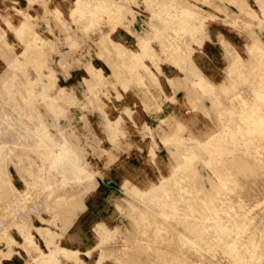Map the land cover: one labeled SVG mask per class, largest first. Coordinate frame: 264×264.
I'll list each match as a JSON object with an SVG mask.
<instances>
[{"label": "rangeland", "instance_id": "1", "mask_svg": "<svg viewBox=\"0 0 264 264\" xmlns=\"http://www.w3.org/2000/svg\"><path fill=\"white\" fill-rule=\"evenodd\" d=\"M1 1V3H3V6H4V9H3V13H2V11L0 10V26L2 27V29L4 30V36H2V39H0V52H1V56L3 55L5 58H7L6 60H3V59H5V58H3V56L1 57L0 56V72H1V70L4 68V66L7 64V62L9 61V59L11 60L13 57H17V54L24 48V46L26 45V44H30V47L32 48V50H30V52H29V54H28V58H30L29 60L31 61H27V62H24V64L22 63V65H21V67H22V71H21V74H20V76H23V74H25L26 73V70H28V73H29V76L30 77H35L36 76V70L35 69H37L38 70V68H40V69H44V70H48V69H46L45 68V64L46 65H48L50 68H52L53 69V74L54 75H57L56 74V70H55V67L54 66H52L51 65V63H56V61H55V56L54 55H56L57 54V50H56V46H57V44H58V42H59V39H56V40H53L52 39V37H49L48 39H47V37H45V39H46V41H45V43L44 44H38L37 43V39H36V32H35V25H32L31 24V18H32V16H31V13H30V11L28 10V9H23V8H21L20 6H18V5H16V4H14V5H12L11 7H10V5L8 4V3H6L8 0H0ZM29 1H32V0H29ZM138 1L139 0H121V2H123L124 4H126V6H124L125 7V10H124V8L122 9V11H121V13H115V14H113V18L115 17H117V15H118V17L119 18H116V19H125L128 15H131L132 17H134V15L136 14L131 8H130V6L132 5V4H134V5H137L138 4ZM148 2H152V0L150 1V0H147ZM203 3H205V1L204 0H201ZM232 1H236V0H232ZM240 1H243V0H240ZM144 2H145V0H144ZM136 3V4H135ZM146 3V2H145ZM236 3H237V1H236ZM151 5H148V3H147V6H148V8L149 9H151L150 7L152 6V7H155L156 5H154L155 3H150ZM154 6H153V5ZM137 6H139V4L137 5ZM242 7V6H241ZM126 8H127V10H128V12H127V10H126ZM190 8H196V7H190ZM198 9V8H197ZM88 10H86L85 12L84 11H74L73 12V15H71V17L72 16H74V17H76L75 19H74V21H76V22H78L79 20L80 21H83V20H87L88 18H92V14L89 16V14L88 13H86ZM150 11H152V9L150 10ZM81 12V13H80ZM89 13H90V11H88ZM160 12V11H159ZM202 12V11H201ZM49 13V15L50 16H52L54 19H55V21L56 20H58V23H59V19H58V17H59V13H58V11H55V12H52V11H50V12H48ZM48 13H46V14H48ZM77 13H79V14H77ZM82 13L83 14H85V16H82ZM102 14H106L104 11H102L101 12ZM78 15V17H77V15ZM124 14V15H123ZM160 14V13H159ZM158 14V15H159ZM200 14V13H199ZM153 15V16H152ZM82 16V17H81ZM100 16H101V14H100ZM125 16V17H124ZM198 16V15H197ZM196 16V17H197ZM73 17V18H74ZM96 18L95 19H97V17H99V16H95ZM102 17V16H101ZM101 17H99L100 18V20L99 21H102V19H101ZM108 17V16H107ZM152 17H153V21L155 20V18H156V20L158 19V21L160 22V20H161V23H158V24H154L153 23V21H152ZM85 18V19H84ZM114 18V19H115ZM13 20H15L16 21V24H13ZM26 21L27 22V24L26 25H24V27H22V28H18L19 27V24H20V22L21 21ZM154 21V22H156L157 23V21ZM167 20V21H166ZM90 21H91V19H90ZM97 21V20H96ZM150 24H151V27L152 28H155V27H157V31L159 32V33H157V31L155 32H153V40H156L159 44H160V49H161V51H165L166 52V50H168V47L170 46V45H172V43H173V41L172 40H174L175 42L177 41L176 40V38H177V35L175 34L174 35V33L173 32H171L172 31V29H171V27H172V25H171V23H170V20H168V19H160L159 18V16H157V13H156V15H154V14H152L151 13V17H150ZM162 21H164L165 22V24H164V22H162ZM108 22V21H107ZM153 23V24H152ZM168 23V24H167ZM161 24V25H160ZM94 26V27H91V26ZM58 27H59V29H61L62 31H64V27L62 26L61 27V25H57ZM90 26V25H89ZM89 26H86V28H84V27H76L77 29L75 30V33H78V31H81L83 28H84V31H81L82 32V34L80 33V35L82 36V37H80L81 39H83L84 38V41L85 42H80V44H78V45H82V44H90L91 43V35H89V34H87V32H89V33H92L93 31H96L97 29H98V27L97 26H95V24H91V26H90V28H89ZM199 26H201L200 27V31L198 32V33H202V30H203V26L202 25H199ZM57 27V28H58ZM113 26H111L110 28H112ZM124 28H126L127 30H129L130 29V27L128 26V27H126V26H123ZM150 26H149V28H151ZM164 27V28H163ZM198 27V26H197ZM96 28V29H95ZM161 28V29H160ZM170 28V29H169ZM86 29V30H85ZM160 29V30H159ZM163 29V30H162ZM49 31V33L50 34H53V30L51 29V27L48 29ZM78 30V31H77ZM141 30H142V32H140V31H137V32H133V34L135 35V37L137 38V49H138V43L140 42V40H142L143 39V26L141 27ZM162 30V31H161ZM165 30V31H164ZM167 30V31H166ZM145 31V30H144ZM171 33H170V32ZM168 34H167V33ZM157 33V34H156ZM163 35H162V34ZM166 33V34H165ZM158 34H160L159 36H158ZM77 35H79V34H77ZM76 35V36H77ZM86 35V36H85ZM157 35V36H156ZM169 37H168V36ZM12 36L13 37H15L16 38V43H14L13 41H12ZM102 36V35H101ZM100 36V42L97 44V46L99 47V49H100V51L102 52V50H104V39H103V37H101ZM167 36V37H166ZM32 37V38H31ZM157 37V38H156ZM162 37H164V39L162 38ZM70 38V39H69ZM140 38H142V39H140ZM184 38H186V36L183 34L182 35V37L181 38H177L178 39V42H183V39ZM68 39L71 41V39H72V37H68ZM76 39V38H75ZM162 39V40H161ZM187 39V38H186ZM30 40H31V42H30ZM68 40V42H66V44H68V45H70V49H72V51L73 52H75V50H77V44H76V42L75 41H71V43L72 42H74V43H72L73 45H71V43H70V41ZM166 40V41H165ZM170 40V41H169ZM53 41V42H52ZM139 41V42H138ZM172 41V42H171ZM33 42V43H32ZM51 42V43H50ZM168 42V43H167ZM177 42V43H178ZM52 43H53V45H52ZM7 44V45H6ZM39 46H38V45ZM76 44V45H75ZM101 44V46H99ZM123 44V43H122ZM161 44H162V47H161ZM169 44V45H168ZM3 45H5V47H6V50H5V47L3 46ZM49 45V46H48ZM103 45V46H102ZM124 45V44H123ZM178 45H180L181 47L183 46L182 44H179L178 43ZM33 46V47H32ZM35 46V47H34ZM48 46V47H47ZM72 46L73 47H75V49L74 48H72ZM124 46H126V45H124ZM163 46L164 47H167V49H165V48H163ZM179 46V47H180ZM47 47V48H46ZM50 47V48H49ZM97 47V48H98ZM127 47V46H126ZM7 48L9 49V50H7ZM53 48V49H52ZM110 48L111 49H113L112 47H111V45H110ZM128 48V47H127ZM51 50L50 52H49V50ZM102 49V50H101ZM54 50V51H53ZM133 51H134V49H132ZM3 51V52H2ZM9 51H11V52H13L12 54H11V52L9 53ZM176 52V50L174 49V47H171V49L169 50V51H167V52H169V53H172V52ZM70 52H71V50H70ZM36 54V55H32V56H30V54ZM113 53H114V51H113ZM50 54V55H49ZM107 54V53H106ZM8 55V56H7ZM13 55V56H12ZM9 56H11V57H9ZM42 58H40V57ZM70 55L69 54H65L64 56H63V60L65 59V58H67V57H69ZM101 56H103V54H101ZM107 57V56H106ZM115 57L117 58H115V60L114 61H112L111 59L109 60L110 61V63H112V64H114V65H110L111 66V69H112V75L110 74L109 76H105L104 78L106 79H103V76H102V74H101V72L99 71V72H96L95 73V71L93 70V69H91V66L92 65H90V64H88V66L86 67V69H87V72L89 73V80L87 79V80H83V86L85 87V91H86V98H85V104L84 105H79L77 102H76V97H75V93H74V90L73 89H70L69 90V97L67 96L66 98L64 97L60 102H58V103H56L52 108H50V106L49 105H45V104H39L38 105V103L37 102H34V100L32 101V104H31V101H30V105H29V107L27 108V106H25L24 108H25V111H26V113L28 112L29 113V115L31 116V123H29L30 122V120L29 121H27L28 122V124H30L31 126H32V124H34V122L35 123H38L37 122V114H35V112H34V109H33V107L35 106V107H37V109L38 110H40V113H39V120L40 121H44L43 122V125H42V131L43 132H47V134L46 133H44V134H46V135H48V133H49V137L52 139L53 137H54V142L57 144V143H62L63 145H64V150H65V153L68 155V154H70V158H75L76 160H78V161H83L82 163H84V164H87L94 172H95V174H94V182L95 183H97V181H96V179H104V178H106V177H108V176H111L112 177V181H111V184L110 185H108V186H104V187H102V188H98V190H96V192H97V194L96 195H98V199H96V200H91V196L93 195L92 193V190H93V188H91L88 192H86L83 196H82V201L84 202V204H85V211H88L87 213H86V215H89V219H87L88 220V222H87V224L89 225V227H88V229H86V230H88L86 233H78V234H75V235H73V236H71V237H69V240H68V237L66 236L67 235V233H68V231L71 229V227L73 226V225H75V223L72 225V226H70L67 230H64V221L65 220H62L61 221V219H59L60 218V216L58 215V213L57 212H55V204L56 205H58V207H61V206H59L60 205V203H61V201L63 202V200H66L65 198L66 197H69V198H67V199H69V200H71L70 198H72V197H74L75 199H76V197H78L79 196V194H80V192L82 191V189L81 188H79V190L75 187V188H71V189H69V191H67L66 192V196L64 197V195H65V191L63 192V191H61V190H64V188L66 189V187L67 186H63V184L61 185V184H59V183H55V184H52L51 185V189L50 188H48L47 190L46 189H44V187H43V185H42V182L44 181L43 179H44V177H43V175L45 176V172H44V170H45V166L42 164L41 166H42V172H44V173H42V172H39L38 174H35V181H32V178L30 177V175H28V173L25 171V169L24 168H26V165H21L20 163H18V160H17V158H18V156H20V158H21V161L22 162H28L29 163V165H27V166H31L33 169L34 168H37L38 169V167L40 166V165H38V163H40V158H39V156H38V152H40V153H43L44 152V146H43V143H41V145H40V147L38 148V147H34V143H35V140L33 141V140H31V141H29V143H27L26 144V146H24L23 145V143H22V147H19V148H16V149H14V150H16V151H13L14 153L12 154V155H9V159L10 158H12V160H14L15 162H11L10 160V162H9V164H8V166H9V168H10V170H11V173H12V181L14 182V184L19 188V190L20 191H23L24 189H27L28 187H27V184H29L30 186V189L28 190V191H30V195L28 196V198L26 197V199L23 197V195H18V194H12L11 192H9V191H7V193H8V195H10L9 193H11V195H10V197H12V199L7 195V194H4V196L2 195V202L3 203H1V201H0V204H1V206L0 207H4V204H5V207L8 209H6L5 207H4V209H3V207L0 209L1 211H0V232H1V235H0V259H1V262H0V264H18L17 263V261L15 260V257L16 258H19L20 260H21V264H37L35 261H33L34 260V254L33 253H30V251L31 252H33L32 251V249H31V247H30V245H28L29 243L27 242V241H23V239H22V236H21V232L23 231V230H25V231H28V232H31L32 234H33V236H32V240H34L39 246H40V248L41 249H43V250H47V246H46V242H44V240L40 237V234L38 233V231L36 230V229H34L32 226H28V228H27V225L29 224V223H33V224H35V225H47L48 227H50L51 229H53L54 231H55V233H54V236H53V238L51 239V243H50V245H52L53 243H57V244H59V245H61V238H63V237H66V240L64 241V244L63 245H61V246H66V247H70V248H77L79 251H80V246H84L85 248H92L93 246H96V244L98 243V240H99V237H98V233H96V231H94L95 229H94V226H95V224H96V222H102V225H106V226H108L110 229H112L113 230V237H118V239H119V241H121V242H123V241H125V242H123V243H121V242H119L117 245H119V246H112V245H108L107 244V246L105 247V248H103V249H101V248H99L98 246L97 247H95V249H93V251H92V253H91V256H87L86 254H84V253H82L81 251H80V253H79V255H80V257L81 258H83L84 260H85V262L87 263V264H95L96 262H95V260L96 259H103L104 260V262H103V264H133L134 262H135V264H147V263H149V264H165L164 262H166V264H169V263H171V264H188L189 262V264H205L204 262H206V261H208L207 259L208 258H211V260L210 261H208V263L210 264L211 263V261H213V260H215L216 262H212V264H229L228 262H230L231 263V261H233L232 263L233 264H235V263H237V264H249V262L251 263V264H253L254 262H256L257 260H258V262H256V263H259V264H264V216L262 215L263 213H264V210H263V208H264V181H262V179L264 180V177H263V173H264V159L262 158V154H263V156H264V129H263V127H264V91H263V88H259L258 89V87H257V85H256V87L254 88L253 87V84H252V82L250 81L251 80V74H250V69H248L249 70V73H248V70H247V73H244L243 74V76H242V78H244V80L245 79H247V80H245V82L247 83V86H249V87H246V89H250L249 91L247 90V92L249 93H246V90L245 89H241V88H238V87H236V85L235 84H233L232 85V87L231 88H228V89H214V90H212L211 92H210V95H211V97H212V99L213 100H211L210 101V103H211V107H210V113H204L205 115H206V117H208L209 118V121H203L202 123H199V126H197L196 127V130H194V131H190V132H188L190 135L189 136H187V137H183L182 135H178V136H175V137H171V139L169 138H164V139H160L161 140V142L165 145V148H166V150H167V154H165V156H167L168 158H169V163H168V169H167V171L166 172H163L160 168H159V166H158V162H159V158H161V155L159 154V153H156L155 152V148L154 147H151L150 148V151H149V160L156 166V169H157V175H156V177H155V179H153L148 185H150L151 183H156V182H158L160 179H161V177L163 176V175H166V174H168L169 172H170V170L173 168V166L174 165H177V164H179V165H181L182 167H181V169L180 170H178V172H179V175L177 174V176H176V181L174 182L175 184H173L174 186H176V187H174L173 185V188L170 190V192L169 193H167L168 195H165L161 190H158V191H156V193L152 196V199L151 200H149L148 202L150 203H148L147 201H144V202H142V201H140L138 198H132L131 196H130V194H129V191H128V188L127 187H130V185H132V184H135L136 186H138V187H140V188H145V187H147L148 185H143V183L140 181V180H138V179H136L135 177H133L134 179H131L127 174L126 175H124L123 174V172H122V170L121 171H118L117 173H116V171H112L111 172V175H109V173H108V171L107 170H103V169H101V168H99L98 166H99V164L97 163V162H94V163H92L91 162V160H90V156L91 155H94L95 157H97V159L99 160V161H101V162H103V164H102V166H104V167H108V165L109 164H113V163H115V162H117V159H118V156H119V154H116V153H112V154H110L109 153V149H108V145H107V142H109L110 144H111V146H113V147H116V146H118L120 143H121V141L122 140H125L126 142V147L127 148H123V149H125V150H127V149H132L134 146H135V149H137L140 153H141V151H143V124H142V126H140L139 125V123L138 122H132L131 121V123H130V125L132 126V128L134 129V130H136V131H138V130H140L141 132H142V136L141 137H131V136H129V133L126 131V130H129V127H126L127 126V122H125V121H122V119H121V117L120 116H118L115 120H117L118 121V124H119V127H118V129L115 131L114 130V132L113 131H110L109 129H108V127H107V125H106V123H108L109 122V120H114V118H115V115L116 114H121L122 112L123 113H125V115H127V117H129V118H131V119H133L134 117V114H137V113H139V108H138V105L136 106V104H135V106L132 108V107H126L124 110H122V108H119L118 107V105H114V106H112V103L113 102H111V101H113V98H112V92H115V98L116 99H121V96H120V94L118 93V88L119 87H121L122 89H128V88H130V89H132L133 91H137V93H138V97H139V100L141 101V103H142V106H143V81H145V77H147V75H145V73H144V71L142 70V68H140V67H135L134 65H130V64H126L127 63V61H123L122 62V59H120V57L119 56H116L115 55ZM9 58V59H8ZM53 58H54V61H52L53 60ZM120 60H119V59ZM38 59H41V60H38ZM44 59V60H43ZM144 59H146V58H144ZM154 59H155V61L152 63L150 60V62L153 64V65H155L156 66V63H157V61H156V58L154 57ZM36 62H35V61ZM106 60H108L107 58H106ZM4 61H6V62H4ZM117 62V63H116ZM25 63H27L26 65H25ZM29 63H31L30 65H29ZM43 63V64H42ZM124 63V64H123ZM33 64V65H32ZM42 64V65H41ZM125 66H123V65ZM250 64V63H249ZM39 65H41V66H43V67H41V66H39ZM58 65L59 66H61L63 69H65L64 68V65H62V62H59L58 63ZM119 65H121V66H119ZM242 65H244V66H247L246 65V63L244 64H242ZM241 65V66H242ZM29 66H31V68L33 67V66H35V68H33V69H31ZM123 66V67H122ZM131 66V67H130ZM25 67V68H24ZM115 67V68H114ZM120 67V68H119ZM249 67H251V66H249ZM29 68V69H28ZM93 68V67H92ZM125 68V69H124ZM127 68V69H126ZM136 69V70H133V69ZM116 69V70H115ZM124 69V70H123ZM33 70H35V71H33ZM114 70V71H113ZM121 70V71H120ZM129 71V73H127L128 71ZM115 71H116V73H115ZM124 71V72H123ZM130 72H132V73H130ZM140 72H141V74H140ZM121 73H123L122 75H121ZM138 73H139V75H138ZM34 74H35V76H34ZM96 74V75H95ZM113 74H114V76H113ZM127 74V75H126ZM96 77H98L99 76V78H95V76ZM116 75V76H115ZM121 75V76H120ZM141 75H142V77H141ZM143 75H145V76H143ZM127 76V77H126ZM134 76V77H133ZM246 76V77H245ZM118 77V78H117ZM122 78H124V80L122 79ZM139 78V79H138ZM141 78V79H140ZM96 79H97V81H96ZM109 79V80H108ZM120 81H119V80ZM131 79V80H130ZM91 80H92V82H91ZM133 80V81H132ZM109 81V82H108ZM111 81V82H110ZM113 81V82H112ZM119 81V82H118ZM126 81H129V82H126ZM132 81V82H131ZM149 81H151L153 84L155 83V80L151 77L150 79H149ZM90 82V83H89ZM127 83V84H126ZM138 83H139V85H138ZM94 86H93V85ZM103 84V85H102ZM111 84H112V86H111ZM125 84V85H124ZM124 86V88H123V86ZM94 87V88H92V90L91 89H89V88H87V87ZM234 86V87H233ZM234 88L237 90H235L234 91ZM89 89V90H88ZM113 89V90H112ZM124 89V90H125ZM241 90H243V93H244V90H245V96L243 95V93L242 92H240ZM263 92H262V91ZM90 92V94H91V92L93 93V95L91 94H89V92ZM201 91V93L203 94V91L204 90H200ZM227 91V92H226ZM228 92H229V94H230V96H228ZM234 92V93H233ZM240 92V93H239ZM255 92V93H254ZM220 93V94H219ZM222 93V94H221ZM233 93V94H232ZM242 93V94H241ZM252 93H254V94H252ZM257 93V94H256ZM260 93V94H259ZM231 95L233 96V97H231ZM240 95H243V96H240ZM252 95V96H251ZM203 96L204 97H206L207 98V91H204V94H203ZM248 96V97H247ZM251 98H250V97ZM260 96H262V97H260ZM253 97H255V98H253ZM260 98V99H259ZM87 99V100H86ZM94 99V100H93ZM221 99H222V101H221ZM249 99V100H248ZM210 100V99H209ZM226 100V101H225ZM261 101L262 102V100H263V102L261 103V102H259L258 103V101ZM92 101V102H91ZM33 102H34V104H33ZM111 102V103H110ZM251 102V103H250ZM256 102H257V105H256ZM227 103V104H226ZM63 104V105H62ZM233 104H235V105H233ZM250 104V105H249ZM253 106H252V105ZM45 105V106H44ZM66 105H67V108H66ZM256 105V106H255ZM263 105V106H262ZM32 106V107H31ZM56 106V107H55ZM97 106V107H96ZM247 106V107H246ZM251 106V108H249ZM254 106H255V108H254ZM55 107V108H54ZM235 107H236V110H235ZM261 107V108H260ZM32 108V109H31ZM60 108H62L61 110H60ZM100 110H99V109ZM238 108V109H237ZM244 110H242V109ZM52 109V110H51ZM66 109V110H65ZM212 109H213V111H212ZM248 109V110H247ZM252 109H253V111H252ZM255 109V110H254ZM45 110V111H44ZM54 110H56L55 112H54ZM63 110H64V112H63ZM257 110H259V112H260V110H261V112L260 113H262L263 112V115H261L259 112H256ZM48 113H47V112ZM84 112V113H86V112H98V114L100 115V121L97 123L98 124V127H99V132H97V133H94V129H93V127H92V122H90V121H86V120H84V121H82L81 119H79L78 121H76V114L78 113V112ZM223 111H225L224 113H223ZM248 111L250 112L249 114H248ZM252 111V112H251ZM50 112H52V113H50ZM244 112V113H243ZM49 114L50 115V117L52 118V119H50V117H49V115H47V114ZM218 113V114H217ZM247 113V114H246ZM257 113H259V115L257 114ZM55 114V115H54ZM80 114V113H79ZM215 114H216V116H215ZM230 114H232V116L230 115ZM254 114V115H253ZM256 114V115H255ZM223 116V117H222ZM228 116V117H227ZM256 116V117H255ZM262 116V117H261ZM227 117V118H226ZM232 117V118H231ZM252 117V118H251ZM258 117V118H257ZM260 117V118H259ZM227 120H226V119ZM234 118V119H233ZM255 118V119H254ZM105 119V120H104ZM216 119V120H215ZM237 121H239V122H237ZM244 119H247L248 121H253V123L254 124H252V127L250 128V126L248 125V124H242L243 123V120ZM47 120V121H46ZM219 120V121H218ZM229 120V121H228ZM256 120H258V122L256 121ZM34 121V122H33ZM54 121H56L55 122V124H54ZM231 121H233V122H231ZM260 121V122H259ZM106 122V123H105ZM228 122V123H227ZM236 122V123H235ZM255 122H257V123H259V124H257V123H255ZM53 123V124H52ZM105 123V124H104ZM238 123V124H237ZM260 123L262 124L261 125V127L259 126L260 125ZM48 124V125H47ZM52 124V125H51ZM217 124H219V125H217ZM229 126V127H227V125ZM241 124L244 126V127H242L241 126ZM258 126H257V125ZM231 125V126H230ZM236 127H235V126ZM254 125H255V128H254ZM68 126V127H67ZM106 126V127H105ZM203 126L204 127H206V129L205 130H203ZM216 126H218V127H216ZM56 129H54V128ZM257 127V128H256ZM259 127H260V129H259ZM60 128V129H59ZM63 129V131H62V129ZM59 129V130H58ZM232 129V130H231ZM251 129H252V132H251ZM55 130V131H54ZM200 130H202V131H200ZM62 131V134L60 133ZM65 131V132H64ZM68 131V132H67ZM97 131V130H96ZM222 131V132H221ZM224 131V132H223ZM53 132H55V134L53 133ZM109 132V133H108ZM230 132V133H229ZM232 132V133H231ZM234 132V133H233ZM259 132V133H258ZM262 132V134L263 135H261L260 133ZM52 133V134H51ZM59 135H58V134ZM105 133H106V135H105ZM148 135L150 136V138H151V141H152V143H153V145L152 146H154V145H156V139H155V137L153 136V132H151L150 130H148ZM218 133H219V135H218ZM223 133V134H222ZM244 135H243V134ZM227 134V135H226ZM251 134L252 135H257L259 138V140L257 139V140H255L256 142H254V140L252 139V136H251ZM51 135V136H50ZM55 135V136H54ZM63 135V136H62ZM70 135V136H69ZM95 135V136H94ZM109 135V136H108ZM130 135H133V134H130ZM230 135V136H229ZM62 136V137H61ZM108 136V137H107ZM222 136H223V138H222ZM250 136V137H249ZM61 137V138H60ZM86 138V139H85ZM131 138V139H130ZM195 138V139H194ZM220 138V139H219ZM227 138L229 139V140H227ZM257 138V137H256ZM59 139V140H58ZM217 139V140H216ZM243 139V140H242ZM248 141H250V142H248ZM261 139V140H260ZM60 141V142H58V141ZM85 142H84V141ZM98 140V141H97ZM174 140V141H173ZM177 140V141H176ZM196 140H200V141H205V143H204V145H200V144H198L197 142H196ZM83 141V142H82ZM179 141V142H178ZM190 141V142H189ZM193 141V142H192ZM221 141H222V143H221ZM262 141V142H261ZM31 142V143H30ZM196 142V143H195ZM217 142H219V143H217ZM224 142V143H223ZM246 142V143H245ZM172 143V144H171ZM188 143V144H187ZM192 145H191V144ZM226 143V144H225ZM237 143V144H236ZM242 143V144H241ZM260 143V144H259ZM262 143V144H261ZM30 144V145H29ZM32 144V145H31ZM88 144V145H87ZM177 144V145H176ZM184 144V145H183ZM197 144V145H196ZM221 144H223V145H221ZM228 144V145H227ZM239 144V145H238ZM92 147H91V146ZM175 145H176V147H175ZM187 145V146H186ZM207 145V146H206ZM242 145V146H241ZM244 145V146H243ZM81 146V147H80ZM157 146V145H156ZM209 146H211V147H209ZM214 146V147H213ZM233 146V147H232ZM261 146H263V148L261 147ZM73 149H72V148ZM89 147V148H88ZM188 147V148H187ZM194 147V148H193ZM196 147V148H195ZM217 147V148H216ZM219 147V148H218ZM222 147H224V148H222ZM238 147H239V149H238ZM254 147V148H253ZM76 148V149H75ZM216 148V149H215ZM243 148V149H242ZM246 148V149H245ZM40 149V150H39ZM75 149V150H74ZM92 149V150H91ZM95 149V150H94ZM202 149V150H201ZM215 149V150H214ZM225 150L224 152H222L223 150ZM228 149V150H227ZM230 149H233L232 151H230ZM21 150L22 151H24V152H21ZM72 150H74V151H72ZM91 150V151H90ZM171 150V151H170ZM174 150V151H173ZM194 150V151H193ZM198 152H197V151ZM213 150V151H212ZM218 150H220V151H218ZM260 150V151H259ZM20 151V152H19ZM177 152V154L178 155H176V152ZM211 151V152H210ZM234 151V152H233ZM241 152V155H240V153H238V152ZM17 152V153H16ZM35 152V153H34ZM70 152V153H69ZM172 152V153H171ZM201 152V153H200ZM244 152H246V153H244ZM249 152V153H248ZM260 152V153H259ZM27 153V154H26ZM77 153H78V155H77ZM97 153V154H96ZM171 153V154H170ZM174 153H175V155H174ZM198 153H200V154H198ZM221 153H222V155H221ZM233 153V154H232ZM242 153H244L245 155H246V157H245V155H243ZM248 153V154H247ZM142 155H143V153H141ZM183 154V155H182ZM205 156H203V155ZM207 154V155H206ZM240 156H239V155ZM252 154V155H251ZM255 154V155H254ZM257 154H259L258 156H257ZM261 154V155H260ZM35 155H36V157H35ZM72 155V156H71ZM127 155H129V153H127ZM193 155V156H192ZM213 155V156H212ZM232 155V156H231ZM233 155H236L235 156V161L233 160ZM25 158H24V157ZM69 156V155H68ZM177 156V157H176ZM216 156H217V158H216ZM222 156V157H221ZM252 156L254 157V158H252ZM257 156V157H256ZM27 157H28V159H27ZM77 157V158H76ZM179 157H180V159H179ZM206 157H208V158H206ZM215 158V159H213V158ZM221 157V158H220ZM233 157V158H232ZM242 157V158H241ZM246 159H245V158ZM80 158H82V159H80ZM175 158V161H173V159ZM177 158V159H176ZM186 158V159H185ZM194 158V159H193ZM238 158V159H237ZM239 158H240V160H239ZM248 158V159H247ZM251 158V159H250ZM80 159V160H79ZM191 159H192V161H191ZM198 159L199 160V162H197L196 160ZM213 159V160H212ZM220 159V160H219ZM222 159H223V163H220V162H222ZM243 160V162H245V160H246V163L247 164H249V167H250V170L249 169H247V171H246V169H244L242 166H241V164L243 163L242 162V160ZM189 160V161H188ZM195 161V164L193 165V167H192V162L194 163V161ZM252 160H254V161H252ZM260 160V161H259ZM178 161H181V162H178ZM214 161V162H213ZM219 161V162H218ZM31 162V163H30ZM191 162V163H190ZM211 162V163H210ZM213 162V163H212ZM224 162H226L225 164H224ZM242 162V163H241ZM255 164H254V163ZM33 163H34V165H33ZM177 163V164H176ZM219 163V164H218ZM228 163V164H227ZM253 163V164H252ZM20 164V165H19ZM23 164H25V163H23ZM32 164V165H31ZM189 164V165H188ZM201 164H203V165H201ZM216 165V167H217V169H216V167H214L215 165ZM221 164V165H220ZM244 164V165H243ZM242 165L244 166V167H248V165L246 164V166H245V163H243ZM257 164V165H256ZM121 165V164H120ZM188 165V166H187ZM191 165V166H190ZM218 165V166H217ZM229 165V166H228ZM254 166V167H252V166ZM22 166V167H21ZM35 166V167H34ZM212 166V167H211ZM221 166H222V168H224L223 170H222V168H221ZM21 167V168H20ZM44 167V168H43ZM159 169H158V168ZM219 167V168H218ZM256 167V168H255ZM20 168V169H19ZM183 168V169H182ZM190 168V169H189ZM194 168H196V169H194ZM230 168V169H229ZM241 168V169H240ZM244 169V171H243V169ZM252 168H254V169H258L257 171L256 170H254V169H252ZM22 169V170H21ZM188 169V170H187ZM187 170V171H186ZM215 171V173L214 172H212V171ZM225 170V171H224ZM228 170L230 171L231 170V173H228V174H226L227 172H228ZM249 170V171H248ZM254 170V171H253ZM31 171V170H30ZM218 171V172H217ZM233 171V172H232ZM242 171V172H241ZM246 171V172H245ZM251 171H253V172H251ZM248 172V175L246 174ZM184 173V174H183ZM188 173V174H187ZM251 173V174H250ZM182 174V175H181ZM207 174V176H205ZM37 175H39V177L37 176ZM188 175V176H187ZM195 175V176H194ZM211 176V177H209V176ZM245 175V176H244ZM249 175H251V176H249ZM181 176V177H180ZM200 178H199V177ZM221 176V177H220ZM228 176V177H227ZM232 177V179H231V177ZM256 176V177H255ZM39 179H38V178ZM114 177L116 178V180H114ZM193 177V178H192ZM197 179H196V178ZM207 177H209L208 178V181L210 182V184L212 185V186H208V185H210L209 184V182L207 181ZM252 177V178H251ZM258 177V178H257ZM179 178V179H178ZM212 178V179H211ZM249 180H248V179ZM251 178V179H250ZM23 179V180H22ZM119 179H120V181H119ZM182 181H181V180ZM193 179V180H192ZM195 179V180H194ZM202 180V182L201 181H199V180ZM218 179V180H217ZM254 179H255V181H254ZM261 179V180H260ZM25 180H27V184H26V181ZM191 180H192V182H191ZM213 180V181H212ZM227 180V181H226ZM31 181V182H30ZM128 181V182H127ZM195 183H194V182ZM222 181V182H221ZM247 181H250V182H247ZM256 181H257V183H256ZM199 182H200V184H199ZM212 182H213V184H212ZM227 182V183H226ZM229 182H230V184H229ZM231 182H232V184H231ZM253 182H254V184H253ZM263 182V183H262ZM39 183V184H38ZM132 183V184H131ZM182 183V184H181ZM192 185H190V184ZM216 185H215V184ZM189 184V185H188ZM198 184H199V186H198ZM249 184V185H248ZM251 184H253L254 186H252ZM256 184V185H255ZM183 185V187H181ZM197 185V186H196ZM213 185H215V186H213ZM219 185H220V187H219ZM245 185H248V186H245ZM259 187H258V186ZM263 185V186H262ZM33 188H32V187ZM54 186H57V188L56 187H54ZM178 186V187H177ZM219 188H218V187ZM27 187V188H26ZM38 187V188H37ZM194 187V188H193ZM195 187H196V189H195ZM197 187H199V188H197ZM204 187V188H203ZM214 187V188H213ZM232 187V188H231ZM60 188H63V189H61V190H59ZM179 188V189H178ZM200 188H202V190L200 189ZM221 188V189H220ZM245 188V189H244ZM249 188H250V190H249ZM38 189V190H37ZM43 189V190H42ZM54 189H55V191H54ZM56 189H57V191H56ZM75 189V190H74ZM174 189H177V190H174ZM218 189H220L221 190V192H220V190H218ZM229 189V190H228ZM239 189V190H238ZM256 192H254L253 190ZM263 191V193H262V191ZM32 190L34 191V192H32ZM36 190V191H35ZM50 190V191H49ZM181 190V191H180ZM201 190V191H200ZM205 190H207V191H205ZM218 190V191H217ZM247 190V191H246ZM258 190H260V192L262 193H259L258 192ZM40 191V192H39ZM48 191V192H47ZM184 191V192H183ZM186 191V192H185ZM193 191V192H192ZM198 191V192H197ZM204 193H203V192ZM208 191H209V193H210V196L211 197H209L208 195L209 194H206V193H208ZM235 191H237V192H235ZM249 191V192H248ZM251 191V192H250ZM32 192V193H31ZM36 192V193H35ZM43 192H46V194L45 193H43V195H42V193ZM57 193L56 195L55 194H53L52 195V193ZM59 192H62V193H60L61 194V196L62 197H60L58 194H59ZM172 192H174L175 194H173ZM195 192V193H194ZM239 192V193H238ZM241 192H243V194H241ZM254 192V193H253ZM33 193H34V195H33ZM38 193V194H37ZM163 193V194H162ZM191 193V194H190ZM201 193V194H200ZM212 193L214 194V195H212ZM220 193V194H219ZM236 195H235V194ZM245 193V194H244ZM250 193V195H248ZM39 194H41V196H44V194H45V196L43 197V200H42V197H40L41 198V200H40V198L38 197V195ZM94 194H95V192H94ZM171 195V197H170V195ZM173 194V195H172ZM183 194V195H182ZM187 195V197H189L190 196V198L193 200H195L196 198V202H194V200H193V202H192V200H190L189 198V200H187V197H186V195ZM194 195V197H193V195ZM196 194H197V196H196ZM205 194H206V196H205ZM238 194L240 195V196H238ZM246 194L248 195L247 197H246ZM7 195V196H6ZM34 197H33V196ZM37 195V196H36ZM160 195V196H159ZM164 195V196H163ZM175 195V196H174ZM201 195V196H200ZM230 195V196H229ZM245 195V196H244ZM254 195H256V196H254ZM258 195V196H257ZM1 196V195H0ZM13 196H15L14 198H13ZM33 198H32V197ZM47 196V197H46ZM51 196V197H50ZM228 198H227V197ZM232 196H235L234 198H232ZM236 196H237V198H236ZM241 196H242V198H244V197H246L245 199H242L241 198ZM244 196V197H243ZM252 196H253V199H252ZM4 197V198H3ZM5 197H6V199H5ZM8 197V198H7ZM22 197V198H21ZM58 197V198H57ZM64 197V198H63ZM125 197V198H124ZM160 197V198H159ZM173 197V198H172ZM204 197V198H203ZM214 197L215 198H217V199H214ZM221 197V198H220ZM255 197V198H254ZM256 197H258V198H256ZM0 198V199H1ZM10 198V199H9ZM18 198V199H17ZM24 198V199H23ZM38 198V199H37ZM51 198H53V202H51L50 203V201L52 200ZM131 198V199H130ZM211 198V199H210ZM230 198H231V200H230ZM236 198V199H235ZM262 198V199H261ZM5 199V200H4ZM9 199V200H8ZM23 199V200H22ZM36 199H37V201H38V203L37 202H35L36 201ZM174 199V200H173ZM185 199V200H184ZM227 199V200H226ZM232 199H234V200H232ZM241 199V200H240ZM250 199H252V204H250ZM255 199V200H254ZM259 199V200H258ZM261 199V200H260ZM15 200H16V202H15ZM39 200H40V203H39ZM154 200V201H153ZM159 200V201H158ZM165 200V201H164ZM172 200V201H171ZM201 200V201H200ZM205 200V201H204ZM237 200V201H236ZM238 200H240L241 201V203L239 204V202H238ZM247 200H249L248 201V203L246 202ZM254 200V201H253ZM5 201V202H4ZM7 201V202H6ZM12 201V202H11ZM43 201H45V202H43ZM171 201V202H170ZM189 202V203H186V202ZM191 201V202H190ZM200 202V205H199V203L198 202ZM214 203H213V202ZM235 201V202H234ZM242 201H244L245 203H243ZM257 201H258V203H257ZM26 202V203H25ZM50 203V205H49V203ZM154 202V203H153ZM164 202H166V203H164ZM201 202H202V204H201ZM237 202V203H236ZM8 203H10V204H12V205H14V206H11L10 204H8ZM37 203V204H36ZM48 203V204H47ZM52 203H54V205H52ZM134 204V206H133V204ZM136 203V204H135ZM169 203H171V204H169ZM193 203V204H192ZM211 203V204H210ZM229 203H231V204H235V205H231V204H229ZM253 203H256V204H254L253 205ZM36 204V205H35ZM44 204V205H43ZM141 204V205H140ZM149 204V205H148ZM161 204V205H160ZM189 204V205H188ZM194 204H198L199 206H196V205H194ZM225 204H226V207H225ZM246 204H248V205H246ZM259 204H261V205H259ZM8 205H10V208H9V206ZM38 205V206H37ZM39 205H40V207H39ZM119 205V206H118ZM122 207H121V206ZM144 206V209H143V206ZM155 205V206H154ZM159 205V206H158ZM171 205V206H170ZM174 205V206H173ZM201 205H202V207H201ZM213 205V206H212ZM223 205V206H222ZM244 205V206H243ZM257 207H256V206ZM8 206V207H7ZM20 206V207H19ZM26 206V207H25ZM29 206H31V207H29ZM36 206V207H35ZM53 206V207H52ZM124 206V207H123ZM139 206V207H138ZM158 206V209H156V207ZM180 206H182V207H180ZM189 206V207H188ZM191 206V207H190ZM196 206V207H195ZM240 206V207H239ZM251 206V207H250ZM262 206V207H261ZM15 207H17V208H15ZM44 207V208H43ZM131 207V208H130ZM172 207V208H171ZM180 207V208H179ZM196 208V210L194 209L193 210V208ZM231 209H230V208ZM19 208V209H18ZM27 208H29L28 210H27ZM43 208V209H42ZM46 208V209H45ZM140 208H142V210L140 209ZM171 208V209H170ZM178 208V209H177ZM182 208V209H181ZM183 208L184 209H187V211H188V213L186 214V210H183ZM198 208V209H197ZM200 208V209H199ZM202 208V209H201ZM206 209V210H204L203 211V209ZM213 208V209H212ZM216 208H218V209H216ZM233 208L236 210V212H234L235 210H233ZM240 208V209H239ZM241 208H244V210L243 209H241ZM245 208H248V209H245ZM255 208H257V210L255 211ZM36 209V210H35ZM129 209V210H128ZM131 209H132V211H131ZM136 209V210H135ZM148 209H150L151 211H149ZM163 210V211H161V210ZM222 209V210H221ZM238 209V210H237ZM250 209V210H249ZM253 209V210H252ZM259 209V210H258ZM262 209V210H261ZM2 210L4 211H6L4 214L3 213H1L2 212ZM21 210V211H20ZM26 211V213L25 212H23V211ZM29 210H31V211H29ZM44 210H47V211H44ZM127 210V211H126ZM135 210V211H134ZM148 210V211H147ZM156 210H158V211H156ZM168 210H170V211H168ZM177 210V211H176ZM189 210H192V212L191 211H189ZM202 210V211H201ZM230 210V211H229ZM240 210V211H239ZM242 210V211H241ZM246 210V211H245ZM260 210H261V212H260ZM29 211V212H28ZM141 211L143 212V213H141ZM147 213H145V212ZM172 211V212H171ZM182 211V212H181ZM201 211V212H200ZM207 211V212H206ZM211 211V212H210ZM218 211H221V212H218ZM224 213H223V212ZM231 212V213H229V212ZM244 211V212H243ZM260 213H259V212ZM263 211V212H262ZM21 212H23V214H27L28 213V217H27V215H26V217H25V215H23ZM130 212H134L133 214L132 213H130ZM135 212H137V213H135ZM151 212V213H150ZM194 212H196L197 214H198V212H199V216H200V218H199V216L196 214V213H194ZM204 212V213H203ZM218 212V213H217ZM241 212V213H240ZM247 214H246V213ZM251 212V213H250ZM256 212H258L257 214H256ZM13 213H15V214H13ZM54 213V214H53ZM127 213V214H126ZM130 213V214H129ZM153 213H154V216H153ZM161 213V214H160ZM173 213V214H172ZM181 213V214H180ZM191 213V214H190ZM194 213V214H193ZM205 213H208L210 216H212L213 214L214 215H216V214H222V218H220L218 221H216L215 220V217H210L209 218V220H211V221H209V223L211 222V223H214V224H212V227H213V225H216L217 227H218V229L216 228V227H214V228H212L211 226H210V224L209 223H207L206 222V225L208 226V228L206 227V225L204 226V224H203V218H205L203 215H205ZM226 213H227V215H231V214H233L235 217H233V216H227L226 215ZM238 213H240V214H238ZM262 213V214H261ZM4 216H3V215ZM79 215H80V213H78ZM157 214V215H156ZM167 214H169V215H167ZM201 214V215H200ZM238 214V215H237ZM243 214V215H242ZM250 214H252V216L250 217L249 215ZM20 215V216H19ZM58 215V216H57ZM79 215L77 216V217H79ZM127 215V216H126ZM132 215H133V217H132ZM144 215V216H143ZM151 217H150V216ZM164 215V216H163ZM173 215H175L174 217H173ZM192 215V216H191ZM197 215V216H196ZM4 218H3V217ZM13 216V217H12ZM16 216V217H15ZM22 216V217H21ZM140 216V217H139ZM149 216V217H148ZM157 216V217H156ZM170 216H171V219H170ZM182 216V217H181ZM241 218V222H239L240 221V218ZM246 216V217H245ZM19 217V218H18ZM23 217H24V219H23ZM40 217H44V218H46L47 219V221H42V220H40L41 218ZM53 217V218H52ZM145 217V218H144ZM146 217H148V218H146ZM161 217V218H160ZM243 217H245L246 218V220H247V218H248V221H246L247 223L245 224L244 223V219L245 218H243ZM250 217V218H249ZM253 217V218H252ZM258 217H260V218H258ZM11 218V220H9ZM150 218V219H149ZM154 218V219H153ZM174 218V219H173ZM177 218V219H176ZM193 218V219H192ZM214 218V219H213ZM224 218V219H223ZM227 218H228V220H227ZM236 220H235V219ZM256 220H255V219ZM20 219V220H19ZM26 219V220H25ZM77 219H80V218H76V220ZM140 219V220H139ZM156 219H158V220H160L159 222H158V220H156ZM162 219V220H161ZM170 221H173V222H170ZM182 219V220H181ZM183 219H184V221H183ZM192 219V220H191ZM230 219H233V220H231L230 221ZM239 219V220H238ZM250 219V220H249ZM251 219L253 220V221H251ZM258 219V220H257ZM18 220V221H17ZM27 220H28V223H27ZM130 220V221H129ZM144 221V223H146V224H144L143 223V221ZM195 220H197V221H195ZM222 220V222H220ZM223 220H225V222L223 221ZM254 220H255V222H254ZM20 221V222H19ZM22 221V222H21ZM26 221V222H25ZM54 222L55 224H53V223H51V222ZM140 221V222H139ZM147 221V222H146ZM155 221V222H154ZM165 222L166 224L164 225V224H162L163 222ZM179 221V222H178ZM183 221V222H182ZM196 223H195V222ZM200 221H202V222H200ZM4 222H5V224H4ZM154 222V223H153ZM161 222V223H160ZM189 222V223H188ZM194 222V223H193ZM228 222V223H227ZM230 222V223H229ZM61 223V224H60ZM142 223V224H141ZM150 223L152 224V225H155V224H157V225H162L163 227L165 226L167 229H169L168 231H167V229H165V228H161V226H158L157 227V225L156 226H152L151 225V227L153 228H151L150 227ZM186 223V224H185ZM198 223V224H197ZM217 223V224H216ZM224 223V224H223ZM234 223V224H233ZM238 223H240V225H242V226H239V224ZM18 224H20V225H18ZM26 224V225H25ZM133 224V225H132ZM147 227H145L144 228V225ZM149 224V225H148ZM218 224H221V225H218ZM225 225V224H228V226L227 225H225V226H223V225ZM232 224V225H231ZM236 224V225H235ZM1 225L3 226V227H1ZM8 225V226H7ZM15 225V226H14ZM16 225H17V227H16ZM142 225V226H141ZM168 225V226H167ZM177 225V226H176ZM182 227H180V226ZM196 225V226H195ZM203 225V226H202ZM235 225V227H233ZM7 228H6V227ZM61 226H62V228H61ZM132 226L134 227V228H132ZM143 229L142 231H141V228ZM170 226V227H169ZM187 227V229L189 230V227L191 228V230H187L185 227ZM200 226V227H199ZM220 226H222V227H220ZM227 226V227H226ZM232 228H234V229H231V227ZM237 226V227H236ZM250 226V227H249ZM251 226H253L254 227V229H256V230H254L253 229V227H251ZM5 227V228H4ZM20 227V228H19ZM149 227V228H148ZM178 227H180V230H179V228ZM194 227H197L198 229L197 230H199L198 232H196L195 231V229L194 230H192ZM202 227V228H201ZM206 227V228H205ZM240 227H241V230H242V232H241V230H240ZM244 227V228H243ZM245 227H246V229H245ZM2 228V229H1ZM184 228V229H183ZM204 228L206 229V231L204 230ZM211 228H212V230H211ZM227 228V229H226ZM236 228H238L239 229V231H238V229H236ZM250 228H252L251 230H250ZM147 229V230H146ZM159 229V230H158ZM162 229V230H161ZM183 229V230H182ZM203 229V231H201ZM217 229V230H216ZM223 229H225V230H223ZM229 229V230H228ZM244 229V230H243ZM61 230V231H60ZM134 230V231H133ZM145 230V231H144ZM174 230V231H173ZM185 230V231H184ZM214 230H215V232H214ZM220 230V231H219ZM228 230V231H227ZM5 231V232H4ZM70 231H72V230H70ZM146 231H148V232H146ZM152 231V232H151ZM155 231V232H154ZM161 231H163V233L164 232H166V233H164V235L161 233ZM188 231V233H189V235H187L188 233H186ZM210 231V232H209ZM217 231L219 232V234L217 233ZM236 231H237V234H234V233H236ZM245 231H249V232H245ZM257 231H258V234H257ZM260 231V232H259ZM7 232V233H6ZM133 232V233H132ZM169 232V233H168ZM174 232V233H173ZM191 232V233H190ZM201 232H203V233H201ZM206 232V233H205ZM214 232V233H213ZM222 232V233H221ZM225 232V233H224ZM116 233V234H115ZM150 234V241L148 240L149 239V235L147 236L146 234ZM157 233V234H156ZM158 233H161V234H158ZM172 233V234H171ZM178 233H180V234H182V237L180 236V234H178ZM194 233V234H193ZM196 233H198V235H201V236H198V237H200L199 239L201 240L202 238H205L206 237V239L208 238V240H209V237H211L210 239V241L209 242H211V243H209V242H205V241H200L195 235H196ZM212 234V235H209V234ZM230 233H233V234H231L230 235ZM240 233H242V234H240ZM3 234V235H2ZM57 234V235H56ZM154 234V235H153ZM174 234V235H173ZM177 234V235H176ZM202 234L204 235V236H202ZM222 234L223 235H225L224 237L222 236ZM247 234V235H246ZM252 234V238H253V240H252V238H251V235ZM254 234H256V235H254ZM6 235V236H5ZM114 235H116V236H114ZM136 235H138L139 237H142L141 239H139L138 238V236L136 237ZM158 235V237L157 238H155L156 236ZM193 236V237H191V236ZM208 235H209V237H208ZM216 235H217V239H222V238H233V237H235V236H237V237H239V239H238V242L240 243H238L237 242V244L235 243V245L233 244V243H231V244H224V245H220V243H215L216 245H214V243L212 242V238H216ZM220 237H219V236ZM1 236H4V237H1ZM145 236V237H144ZM169 236L171 237L170 239H172L173 238V241L172 240H170L169 239ZM214 236V237H213ZM244 236V237H243ZM262 236V237H261ZM154 237V238H153ZM195 237V238H194ZM261 237V242H259L260 241V238ZM8 238H10V240H11V242H14V240L16 239V241L18 242V243H12L11 244V246H12V248L11 249H9L8 248V246H6V244H7V239ZM129 239V241H127V243H128V245H130V243H131V245L130 246H127V244H126V239ZM138 238V240H136ZM144 238V239H143ZM151 238H152V240H151ZM158 238H160V240L158 239ZM175 238V239H174ZM187 238V239H186ZM189 238L192 240V239H196L197 238V241L195 240V242L193 241V242H189V241H186V240H189ZM241 238V239H240ZM242 238H243V240H242ZM248 238V239H247ZM258 238V239H257ZM127 239V240H128ZM132 239V240H131ZM134 239V240H133ZM166 239V240H165ZM183 239V240H182ZM185 239V240H184ZM245 239V240H244ZM139 240H141V241H139ZM153 240H156V241H153ZM159 240V241H158ZM164 242H163V241ZM176 240V241H175ZM182 240V241H181ZM199 240V241H198ZM242 242H240V241ZM67 241H69V243H71V245H69V246H67V244H65ZM153 243H152V242ZM253 241V242H252ZM256 241V242H255ZM130 242V243H129ZM136 244H135V243ZM147 242V243H146ZM156 242H158V243H156ZM172 242V243H171ZM178 242V247H176V243ZM180 242V243H179ZM182 242V243H181ZM187 242V243H186ZM197 242V243H196ZM199 242V243H198ZM203 243V244H201V243ZM138 243H139V246H138ZM148 243H149V245H148ZM155 243V244H154ZM162 243H165L166 245L164 246ZM169 243H171V244H169ZM175 243V244H174ZM189 243V244H188ZM206 243V244H205ZM207 243H209L208 245H207ZM213 243V244H212ZM253 243V244H252ZM256 243V244H255ZM122 244V245H121ZM143 244V245H142ZM152 244V245H151ZM156 244H158V248H156L155 249V247H156ZM161 244V245H160ZM173 244H174V246L176 247V249L174 248V249H172L174 246H173ZM182 246H181V245ZM184 244L186 245V246H184ZM195 244V245H194ZM205 244V245H204ZM248 244V245H247ZM146 245V246H145ZM153 245H155V247L153 246ZM163 245V246H162ZM168 245H172L171 247H168ZM188 245V246H187ZM197 245V246H196ZM203 245V246H202ZM206 245H207V247H206ZM237 245H239L240 247H242V248H240V247H238ZM242 245V246H241ZM244 245V246H243ZM121 246V247H120ZM151 246V247H150ZM162 246V248L164 247V251H162V248L161 249H159L160 247ZM168 247L169 248V251H168V253H167V249L168 248H166L165 249V247ZM189 246H191V247H189ZM194 246H196V248L198 249V251H197V249L194 247ZM211 248H210V247ZM214 246V247H213ZM216 246V247H215ZM219 246H221V247H219ZM223 246V247H222ZM229 246V247H228ZM250 246H254L253 248L252 247H250ZM256 246V247H255ZM116 247H118L117 249H116ZM126 247H128V249L126 248ZM145 247V248H144ZM189 247V248H188ZM205 249H203V248ZM210 249H209V248ZM233 247V248H232ZM237 247V248H236ZM244 247H246V249H244ZM248 247V248H247ZM250 247V248H249ZM111 248H112V250H111ZM122 248V249H121ZM126 248L127 250H129V254L127 253L126 254V252H127V250L125 249V251H124V249ZM133 248V249H132ZM134 248H135V251H134ZM142 248V249H141ZM150 248L152 249V248H154L153 249V251L152 250H150ZM193 248H195V249H193ZM208 248V249H207ZM219 248V249H218ZM228 248H230V249H228ZM238 248H240L239 249V251H243V253H245V254H241V252H239L238 251ZM254 248H256V249H254ZM138 249V250H137ZM170 249H172V251L170 250ZM186 249H187V251L189 250L190 252H192V254L190 253V252H188V254L190 255V257L189 256H187L188 254H186L185 255V253H187V251H186ZM191 249H193V250H191ZM202 249V250H201ZM214 251H213V250ZM219 250V251H217V250ZM223 250V252H222V250ZM225 249V250H224ZM247 249L248 250H250L249 252H247ZM252 249V250H251ZM254 249V250H253ZM3 250H5V252H3ZM118 250V252H121L123 255L122 256H120L121 255V253H119V256L121 257V259H120V261H115V259L113 258V257H111V253H110V251L112 252V251H114V252H116ZM121 250V251H120ZM123 250V251H122ZM141 250V251H140ZM157 250L159 251V252H161V253H156V255L158 256H156L155 254L153 255V253H155V252H157ZM174 250V251H173ZM183 250H185L186 252H182ZM211 250V252H209ZM228 250V251H227ZM134 252V254H133V252ZM136 251H138V252H136ZM195 251V252H194ZM201 251H202V254L203 253H205V252H208V253H205V254H203L202 256L206 259H204V258H202L201 257V255H199V254H201ZM230 251V252H229ZM237 251H238V253H237ZM132 252V253H131ZM142 252H143V254L145 255V257H143L144 255L142 254ZM153 252V253H152ZM171 252V253H170ZM198 252H200V253H198ZM214 252V253H213ZM217 253V255H218V252H220L219 253V260H218V258H216L215 256H213V255H215L216 253ZM224 252H225V254H226V256H225V254H224ZM228 253V255L230 256H228L227 255V253ZM261 252H263L262 254H261ZM109 253H110V255H109ZM137 253H140V254H137ZM148 253H150V254H148ZM221 253H223V255L221 254ZM231 253V254H230ZM232 253H234L233 254V256H232ZM248 253V254H247ZM256 255H255V254ZM258 253H259V256H258ZM9 254H11L9 257H8V255ZM125 254V255H124ZM153 256H152V255ZM166 254V255H165ZM169 254V255H168ZM175 254V255H174ZM180 254H181V256H180ZM210 255L209 257H207L208 255ZM213 254V255H212ZM247 254V255H246ZM261 254V255H260ZM127 255H130L129 257L127 256ZM131 255H132V257H133V259L131 258ZM150 255L152 256V258L150 257ZM160 255V256H159ZM162 255H164V256H162ZM171 255V256H170ZM173 255V256H172ZM176 255H178V256H176ZM182 255H183V257H185V258H183L182 257ZM191 255H192V257H194V258H192L191 257ZM216 255V256H217ZM222 257H221V256ZM236 255V256H235ZM239 255V256H238ZM148 256H149V259H148ZM168 257V258H165V257ZM182 258H180V257ZM199 256V257H198ZM223 256L225 257V259L223 258ZM255 256V257H254ZM128 257V258H127ZM140 257H142V258H140ZM162 257H163V259H162ZM169 257H171V258H169ZM173 257H174V259H173ZM189 257V258H188ZM198 257V258H197ZM243 259H242V258ZM258 259H257V258ZM122 258H123V260H122ZM124 258H125V262H123L124 261ZM127 258V259H126ZM137 258H139L138 260H137ZM143 258H146V259H143ZM157 258V259H156ZM159 258V259H158ZM165 258V259H164ZM181 260H180V259ZM190 258H192V260L190 259ZM197 258V259H196ZM203 260H205V261H201L202 259ZM220 258H223L224 259V262L226 261V258H230L231 260L229 261L228 260V262L226 263H222L221 261H220ZM236 258H237V260H236ZM245 258V259H244ZM247 258V259H246ZM253 258H255V260L253 259ZM62 259V260H61ZM154 259V260H153ZM168 259V260H167ZM171 259V260H170ZM174 260V262H173V260ZM183 259H185L184 260V262H183ZM188 259V260H187ZM199 259V260H198ZM213 259V260H212ZM249 259H250V261H249ZM252 259H253V263H252ZM131 260H132V262H131ZM134 260V261H133ZM144 260H146L147 262H145ZM149 260V261H148ZM159 260H160V262H159ZM170 260V261H169ZM234 260H235V262H234ZM244 262H242V261ZM122 261V262H121ZM128 261H130V263L128 262ZM157 261V262H156ZM173 263H172V262ZM178 262V263H176V262ZM182 263H181V262ZM198 261H200L199 263H198ZM137 262V263H136ZM143 262V263H142ZM163 262V263H162ZM169 262V263H168ZM201 262H203V263H201ZM207 262H206V264H208ZM231 263V264H232ZM256 263H254V264H256ZM57 264H73L72 262H70V261H67V260H64L63 258H60L59 260H58V262H57Z\"/></svg>", "mask_w": 264, "mask_h": 264}, {"label": "crops", "instance_id": "2", "mask_svg": "<svg viewBox=\"0 0 264 264\" xmlns=\"http://www.w3.org/2000/svg\"><path fill=\"white\" fill-rule=\"evenodd\" d=\"M91 1L93 2V5L95 4L94 6L92 5ZM91 1L86 0L83 2L82 0H78L77 2V0H8L6 3H8L10 7L16 4L23 9H28L32 16L31 24L35 25V32L39 36L43 37L44 39L45 37H47V39L52 37L53 40L59 39V42L56 46L57 54L54 55L56 63H51V65L54 66L56 70V83L58 85L64 86L68 91L73 89L76 102L79 105L85 104L84 97L86 96V91L85 87L83 86V80L89 79V73L86 69L88 64L92 65L95 73L100 71L103 77L109 76L112 72L110 66L111 64L108 60L111 59L114 61L116 57L113 53V50L110 48L108 38L110 37L113 41L123 43L129 49H134V51H136L138 50L137 38L133 32H142L141 27L143 26V41L148 40L157 53L156 66L153 65L147 58L144 59V62L148 65L149 72L156 82L153 84L147 77L145 81H143V106L139 100L137 91H133L130 88L124 90L119 87L118 93L120 94L121 99H116L114 95L115 92H112L113 101H111L113 102L112 106L118 105V107L122 108V110H124L126 107L133 108L135 104L136 106L138 105L139 113L134 114L133 119L127 117V115L122 112L121 114H116L114 120L120 116L122 121L127 122L126 127H129V130L126 131L131 137L142 136V132L140 130L136 131L132 128L130 125L131 121L138 122L140 126L143 124V151H141L143 155L137 149H135V146L132 149H123L127 148L125 140H122L121 143L116 147L111 146V144L107 142L109 153L119 154L117 162L109 164L108 167H104L102 166L103 162L99 161L94 155L90 156V160L92 163L97 162L99 164L98 167L103 170H107L109 175H111L112 171H116L117 173L118 171L122 170L124 175L127 174L131 179H134L133 177H135L136 179L140 180L143 185H148L153 179H155L158 173L156 166L149 160L150 148L154 147L155 152L161 155L158 166L163 172H166L168 169L169 158L165 156V154H167V150L160 139L175 137L174 135H182L183 137H187L190 135L188 132L196 130V127L199 126V123H202L203 121H209V118L206 117L204 113H210V101L213 100L210 95L212 90L219 88L228 89L231 88L233 84H235L236 87H244L243 89H245L248 86L242 76L244 73H247L249 68H251V82L253 83V87L255 88L257 85L258 88L264 89V71H262L264 70V65H259L260 62V64H264L262 63L264 62V0H237V4L232 0H204L206 4L201 0H175L180 6L182 5L188 8L197 6L200 14H198V18L195 17V20L193 19L194 21H191L190 25L193 24V27H197L198 25L203 26L202 33H197L196 38L193 41H189L185 38L183 39V42H181L183 45L182 53L181 51H178V53H176L177 51L172 53L163 52L160 49L159 43L156 40H153L152 32H154V29H158L149 28V26H151L150 10L152 9V14H155L156 11L161 8L160 6L163 4L162 1L159 2V6H156L158 8L150 7L151 9H149L147 3H145L144 0H139V6L134 4L130 6V8L136 13L134 17L128 15L125 19H119L120 21H117L118 19H114L112 17L113 14L108 16V14L106 15L101 13L102 7L99 3L100 0ZM86 2L87 4L85 5ZM260 2L263 5H261ZM76 7L77 9H74ZM86 7L91 10L90 13L92 12V9L96 7L99 11H96L95 8L92 13L95 12L94 14L99 17L102 16V21L99 22L100 18H97L99 20L95 19L92 13V18H94V20L88 18L85 21H74L75 18L71 17L70 9L71 11L72 9L74 11H78L81 9L84 10ZM87 8L85 10H88ZM3 9V3L0 1V10L2 13L4 12ZM50 11H58L59 23L49 15L48 12ZM260 12H262L263 15ZM157 14H159V11ZM159 15L162 17L161 19H165V15L163 13H160ZM105 16H108V20L113 18L109 21H116H112V24L107 20V18L105 19ZM90 19L92 20L90 21L92 24L98 22L95 24L97 25L98 29L92 33L87 32V34L91 35L90 44L78 45L81 41H85L84 38H80L82 37L80 35L81 31L74 33L75 27H85L86 24V26L91 25L89 22ZM259 23L262 24L259 25ZM13 24H16L15 20H13ZM56 24L63 26L64 31L58 29ZM156 24H158V21ZM196 24L197 26H195ZM113 25H115V28H110ZM123 26H129L130 29L127 30ZM192 26L189 28H193ZM50 27L53 30V34L48 32ZM73 29L74 31L72 32ZM150 34H152V36ZM68 35L69 37H74L73 39L75 41L77 40V50H75V52H73L72 49L70 52V46L65 42L68 40ZM100 36L104 38V45L106 46H104L105 54L103 56H101V51L97 48L98 46L96 47L95 45L98 41H100ZM11 39L14 43H16L17 40L15 37L12 36ZM68 48L69 50H67ZM107 51L109 52L107 53ZM66 53H68L70 56L63 60V56ZM179 55L182 56L180 57ZM106 56H109L108 60H105ZM179 58H181L182 61ZM236 58H239L242 64L243 62L244 64L247 62V66L251 64V67H245L243 65L241 68H235L233 64L237 61ZM247 58L252 60V62H250L251 60L248 59L250 64H248ZM230 59H232V64ZM245 59L247 61H245ZM52 61H54V58ZM61 61L63 62L62 64L64 65L65 69L58 65V63ZM185 65H187L189 69L184 68ZM190 69L192 72H190ZM227 72L231 73L229 74ZM187 75L189 76L187 77ZM194 75L195 77H193ZM228 78H230L231 82ZM241 80L243 81L239 82ZM235 82L238 83V85ZM201 89L207 91V98L204 97L200 92ZM78 115L81 118H79ZM76 117V121L81 119L82 121L86 120L92 122L94 133L99 132L97 123L100 121V115L98 112L84 113L79 111L76 114ZM205 129L206 127L203 126V130ZM148 130L153 132L152 134L156 139L157 146H152L153 143L147 133ZM127 153H129V155H127ZM114 180H116L115 177ZM96 181V186L92 190L93 195L91 196V200H96L99 198L98 195H96V190H98V188L110 185L112 177L108 176L104 179L99 178L96 179ZM87 212L88 211L83 210L80 212L79 217H77L80 219H75V225H73L74 223L72 224L73 226L71 225L72 227L70 230L72 231L69 230L66 235L68 240L69 237L75 234L86 233L88 231L86 230L89 227L87 224V219H89V215H86ZM65 240L66 237L61 238V245L64 244ZM65 244H67V246L71 245L69 241H67ZM79 249L82 253L87 250V248L84 246H80ZM15 260L18 264H21V260L19 258L15 257Z\"/></svg>", "mask_w": 264, "mask_h": 264}, {"label": "bare ground", "instance_id": "3", "mask_svg": "<svg viewBox=\"0 0 264 264\" xmlns=\"http://www.w3.org/2000/svg\"><path fill=\"white\" fill-rule=\"evenodd\" d=\"M76 1V0H75ZM83 2L84 1H86V0H82ZM91 1V0H90ZM95 1V0H94ZM98 1V0H97ZM96 1V2H97ZM131 1V0H130ZM135 1V0H134ZM151 1V0H150ZM162 1V6H160L161 8L160 9H158V11H160L159 13H163L164 15H165V19H168V20H170V23H171V25H172V27H171V29H172V31L171 32H173L174 33V35L176 34L177 35V38L179 39V38H181L182 37V35L184 34L185 36H186V38L189 40V41H193L195 38H196V35H197V33L200 31V27L201 26H199L198 25V27H193L192 25H190L191 24V21L199 14V11H198V7L197 6H193V7H196V8H188V7H185V6H180L179 4H177V2L175 1V0H152V2H148L147 0H145V2L146 3H148V5H151L150 3H155L154 5H158L159 6V2H161ZM237 1V0H236ZM235 1V2H236ZM239 1V0H238ZM260 1V0H259ZM77 2H78V0H77ZM88 2V1H87ZM87 2L85 3V5L87 4ZM92 2V1H91ZM262 2V1H261ZM260 2V3H261ZM264 2V1H263ZM262 2V3H263ZM90 3V2H89ZM100 4H101V7H102V10H101V12L102 11H104L105 13H106V15L108 14V16L110 15V14H115V13H121V11H122V9L124 8V10H125V7L124 6H126V4H124L123 2H121V0H100V2H99ZM99 3H98V5H99ZM239 3V2H238ZM261 3V5H263ZM77 4V3H76ZM136 4V3H135ZM189 4V3H188ZM206 4V3H205ZM237 4V3H236ZM235 4V5H236ZM92 5H93V2H92ZM91 5V6H92ZM95 5V4H94ZM93 5V6H94ZM138 5V4H137ZM153 5V4H152ZM153 5V6H154ZM215 5V4H214ZM257 5V4H256ZM80 6H82V5H80ZM90 6V5H89ZM155 6V7H156ZM238 6V5H237ZM258 6V5H257ZM100 7V8H101ZM152 7V6H151ZM263 7V6H262ZM82 8V7H81ZM87 8V7H86ZM85 8V9H86ZM96 8V7H95ZM95 8H93L92 9V12H93V10H95ZM154 8V7H153ZM156 8H158V7H156ZM215 8V7H214ZM74 9H77V7L76 8H74ZM84 9V10H85ZM88 9V8H87ZM82 10V9H81ZM80 10V11H81ZM84 10H82V11H84ZM89 10V9H88ZM126 10H127V8H126ZM44 11V10H43ZM72 11H74L73 9H72ZM71 11V9H70V12H71V15H73L72 12ZM79 11V10H78ZM86 11V10H85ZM84 11V12H85ZM89 11H91V10H89ZM96 11H99V10H97V8H96ZM113 11V12H112ZM154 11H155V9H154ZM158 11H156V13H158ZM201 11V10H200ZM91 12V13H92ZM127 12H128V10H127ZM153 11H151V13H152ZM69 13V12H68ZM75 13V12H74ZM81 13V12H80ZM86 13H88L89 14V16L91 15V13H89L88 11L86 12ZM95 13V12H94ZM94 13H92L93 15H94V18H96L95 16H96V14H94ZM100 13V12H99ZM156 13L154 14V15H156ZM261 14H262V12H260ZM263 13H264V11H263ZM77 14H79V13H77ZM76 14V15H77ZM208 14V13H207ZM124 15V14H123ZM253 15V14H252ZM263 15V14H262ZM42 16V15H41ZM70 16V15H69ZM82 16H85V14H83L82 13ZM81 16V17H82ZM153 16V15H152ZM157 16H159V18L161 19L162 17H160V15H158L157 14ZM205 16H207V15H205ZM74 16H72V18H73ZM77 17H78V15H77ZM112 17H113V15H112ZM125 17V16H124ZM130 17V16H129ZM74 18H76V17H74ZM94 18H91V19H93L94 20ZM97 18H99V17H97ZM107 17L105 16V19H106ZM115 18V17H114ZM116 18H119L118 17V15H117V17ZM115 18V19H116ZM157 18V17H156ZM156 18H155V20H156ZM196 18H198V17H196ZM42 19V18H41ZM77 19V18H76ZM75 19V20H76ZM85 19V18H84ZM110 19H113V18H110ZM109 19V20H110ZM123 19V18H122ZM164 19V18H163ZM162 19V20H163ZM44 20V19H43ZM55 20V19H54ZM97 20H99V19H97ZM104 20V19H103ZM107 20H108V18H107ZM108 20V21H109ZM154 20V21H155ZM195 20V19H194ZM193 20V21H194ZM57 22H58V20H56ZM73 21V20H72ZM85 21V20H84ZM92 21V20H91ZM96 21V20H95ZM112 21L114 22V21H116V20H111V21H109V22H111L112 23ZM117 21H120L119 19L117 20ZM130 21H131V19H130ZM152 21H153V17H152ZM153 21V23L154 24H156V22H154ZM156 21H158V19L156 20ZM167 21V20H166ZM89 22H90V20H89ZM94 22V21H93ZM100 22V21H99ZM151 22V21H150ZM162 22H164V21H162ZM201 22V21H200ZM56 23V22H55ZM88 23V22H87ZM91 23V22H90ZM89 23V24H90ZM98 23V22H97ZM97 23H95V24H97ZM107 23V22H106ZM128 23H130V22H128ZM152 23V24H153ZM158 23H161V20H160V22L158 21ZM263 23V22H262ZM262 23H259V25L260 24H262ZM27 24V22L26 21H21L20 22V24H19V27L18 28H22V27H24V25H26ZM80 24V23H79ZM92 24V23H91ZM94 24V23H93ZM113 24V23H112ZM164 24H165V22H164ZM168 24V23H167ZM60 25V24H59ZM87 25V24H86ZM86 25H85V27L84 28H86ZM127 25V24H126ZM161 25V24H160ZM243 25V24H242ZM247 25H249V24H247ZM56 26H57V24H56ZM89 26V25H88ZM91 26V25H90ZM90 26H89V28H90ZM95 26H97V25H95ZM190 26H192L193 28H189ZM195 26H197V24L195 25ZM58 27V26H57ZM62 27V26H61ZM79 27V26H78ZM91 27H94L93 25L91 26ZM126 27H128V26H126ZM151 27V26H150ZM83 28V29H84ZM115 28V25H113V27H112V29H114ZM152 28V27H151ZM155 28H157V27H155ZM164 28V27H163ZM58 29H59V27H58ZM77 28L75 27V30H76ZM81 30V31H84V30ZM96 29V28H95ZM154 29V28H153ZM161 29V28H160ZM159 29V30H160ZM170 29V28H169ZM258 29H259V27H258ZM71 30V29H70ZM86 30V29H85ZM140 30V29H139ZM163 30V29H162ZM161 30V31H162ZM251 30V29H250ZM59 31H61V30H59ZM69 31V30H68ZM74 31V29L72 30V32ZM78 31V30H77ZM147 31V30H146ZM154 31H155V29H154ZM157 31V30H156ZM155 31V32H156ZM165 31V30H164ZM167 31V30H166ZM249 31V30H248ZM80 32V31H79ZM148 32V31H147ZM170 32V31H169ZM168 32V33H169ZM170 32V33H171ZM254 32V31H253ZM75 33V32H74ZM73 33V34H74ZM81 34H82V32H80ZM157 33H159L158 31H157ZM156 33V34H157ZM167 33V32H166ZM165 33V34H166ZM167 33V34H168ZM255 33V32H254ZM72 34V33H71ZM152 34H153V32H152ZM152 34H150L151 36H152ZM162 34V33H161ZM160 34H158V36H159ZM163 35V34H162ZM2 36H4V30L2 29V27L0 26V39H2ZM36 39H37V43L40 45V44H44L45 43V41H46V39H44L43 37H41V36H39L38 34H36ZM86 36V35H85ZM145 36H146V34H145ZM157 36V35H156ZM168 36V35H167ZM166 36V37H167ZM68 37H69V35H68ZM67 37V38H68ZM80 37V36H79ZM154 37V36H153ZM160 37V36H159ZM169 37V36H168ZM32 38V37H31ZM55 38H57V37H55ZM74 38V37H73ZM73 38L71 39V41L73 40ZM146 38V37H145ZM150 38V37H149ZM148 38V39H149ZM157 38V37H156ZM163 39H164V37H162ZM176 38V42L174 41V40H172L173 41V43H172V45H170L169 47H168V50H166V52L167 51H169L170 49H171V47H174V49L177 51L176 53H178V51H181V53H182V48L183 47H181L180 45H178V43L179 44H181L180 42H178V39ZM185 38V39H186ZM70 39V38H69ZM68 39V40H69ZM104 39V38H103ZM140 39H142V38H140ZM67 40V39H66ZM68 40L67 41H65V42H68ZM101 40V39H100ZM107 40V39H106ZM162 40V39H161ZM198 40V39H197ZM70 41V40H69ZM71 41H70V43H71ZM75 41V40H74ZM77 41V40H76ZM75 41V42H76ZM166 41V40H165ZM170 41V40H169ZM171 41V42H172ZM30 42H31V40H30ZM53 42V41H52ZM65 42H64V44H65ZM82 42V41H81ZM97 42V41H96ZM95 42V43H96ZM98 42H100V41H98ZM98 42H97V44H98ZM139 42V41H138ZM178 42V43H177ZM33 43V42H32ZM51 43V42H50ZM72 43H74V42H72ZM71 43V45H73ZM79 43V42H78ZM108 43H110V45H111V47L113 48L112 50L114 51V54L116 55V56H119L120 57V59H122V62L125 60V61H127V63L126 64H132V65H134L135 67L137 66V67H140V68H142V70L144 71V73H145V75H147V78L148 79H150L151 77H152V75H151V73L149 72V68H148V65L144 62V58H147L148 60H150L152 63L155 61V59H154V57L156 58L157 57V53H156V51L153 49V47L151 46V44H150V42H148V40H146V41H143V39L142 40H140V42L138 43V50H136V51H133V50H131V49H129V48H127L126 46H124L122 43H118V42H116V41H113L110 37L108 38ZM168 43V42H167ZM37 44V45H38ZM46 44V43H45ZM77 44V43H76ZM75 44V45H76ZM97 44H95L96 45V47H97ZM7 45V44H6ZM38 45V46H39ZM52 45H53V43H52ZM104 45V44H103ZM102 45V46H103ZM160 45V44H159ZM169 45V44H168ZM4 47H5V45H3ZM49 46V45H48ZM47 46V47H48ZM70 46V45H69ZM74 46V45H73ZM72 46V47H73ZM99 46H101V44L99 45ZM105 46V45H104ZM180 46V47H179ZM223 46V45H222ZM33 47V46H32ZM35 47V46H34ZM46 47V48H47ZM106 47V46H105ZM161 47H162V44H161ZM50 48V47H49ZM74 49H75V47H73ZM163 48H165V49H167V47H164L163 46ZM232 48V47H231ZM258 48V47H257ZM53 49V48H52ZM106 49V48H105ZM1 50V49H0ZM5 50H6V47H5ZM7 50H9L8 48H7ZM30 50H32V48L30 47V44H26L25 46H24V48L17 54V57H13L11 60L9 59V61L7 62V64L4 66V68L2 69V71L0 72V198L2 197V195L4 196V194H7L8 195V193H7V191H9V192H11L12 194H18V195H23V197L26 199V197L28 198V196L30 195V191H28L29 189H30V185L29 184H27L28 182H27V180H25L26 181V184H27V187L29 188H27V189H24L23 191H20L19 190V188L14 184V182L12 181V173H11V170H10V168H9V166H8V164H9V162L11 161V162H15L14 160H12V158H10L9 159V155H12L14 152L13 151H16V150H14V149H16V148H19V147H22L23 145L24 146H26V144L27 143H29V141H31V140H35V143H34V147L36 148V147H40V145H41V143H43V146H44V152L43 153H40V152H38V156H39V158H40V163H38V165H40L39 167H38V169L37 168H32L31 166L29 167V166H27V165H29V163L28 162H22L21 161V158H20V156H18V158H17V160H18V163H22L21 165L23 166V165H26V168H24L25 169V171L28 173V175H30V177L32 178V181H35V174H38L39 172H42V164L45 166V170H44V172H42V173H44L45 174V176L43 175V177H44V181L42 182V185H43V187H44V189H48V188H50L51 187V185L52 184H55L56 182L57 183H59V184H63V186L65 185V186H67L66 187V189L64 188V190H61V189H63V188H60L59 190H61V191H65V195H64V197L66 196V192L67 191H69V189H71V188H77L78 190H79V188H81L82 189V191L80 192V194H79V196L78 197H76V199L74 198V197H72V198H70L71 200H69V199H67V198H69V197H66L65 199L66 200H63V202L61 201V203H60V205L59 206H61V207H58V205H54V203H52V205H54L55 206V212H57L58 213V215L60 216V218L59 219H61V221L62 220H65L63 223H64V230H67L73 223H74V221H75V219L77 218V216L79 215L78 213H80V212H82L84 209H85V204H84V202L81 200L82 199V196L86 193V192H88L91 188H95V186H96V183L94 182V174H95V172L87 165V164H84V163H82L81 161H78V160H76L75 158H70V154H66L65 153V150H64V145L61 143H55L54 142V137L51 139L48 135H49V133H48V135H46L47 134V132H43L42 131V125H43V122L42 121H40L39 120V113H40V110H38L37 109V107H33V109H34V112H35V114H37V122L38 123H35L34 121V124H32V126L30 125V124H28V122L27 121H29L30 120V122L29 123H31V116L29 115V113L27 112L26 113V111H25V106H27V108L29 107V105H30V101H31V104H32V101L34 100V102H37L38 103V105L39 104H45L46 106L47 105H49L50 106V108H52L56 103H58V102H60L64 97L66 98L68 95H69V91L67 90V89H65V87L64 86H62V85H58L57 83H56V79H57V77H56V75H54L53 74V69L52 68H50L48 65H44L45 66V68L46 69H48V70H46V71H44V69H40V68H38V70L37 69H35L36 70V76H35V74H34V76L35 77H30L29 76V73H28V70H26V73L25 74H23V76H20V74H21V71H22V67H21V65H22V63L24 64V62H29L30 60V58H28L29 56H28V54H29V52H30ZM49 50V49H48ZM67 50H69V48L67 49ZM71 50V49H70ZM98 50H99V47H98ZM102 50V49H101ZM51 50H49V52H50ZM54 51V50H53ZM104 51V50H103ZM101 52V54L103 53V55L105 54V51L104 52ZM3 52V51H2ZM11 51H9V53H10ZM64 52V51H63ZM69 52V51H68ZM100 52V51H99ZM109 51H107V53H108ZM165 52V51H164ZM175 52V51H174ZM261 52V51H260ZM13 52H11V54H12ZM65 53V52H64ZM168 53V52H167ZM258 53V52H257ZM0 54H1V52H0ZM14 54V53H13ZM61 54V53H60ZM66 54H68V53H66ZM174 54V53H173ZM32 55H36V54H30V56H32ZM50 55V54H49ZM62 55V54H61ZM107 55V54H106ZM1 56V55H0ZM3 56V55H2ZM1 56V57H2ZM8 56V55H7ZM13 56V55H12ZM168 56H169V54H168ZM176 56V55H175ZM180 56V55H179ZM182 56V55H181ZM180 56V57H181ZM6 57V56H5ZM4 56H3V58H5ZM9 57H11V56H9ZM40 57V56H39ZM60 57H62V56H60ZM100 57V56H99ZM105 57V56H104ZM109 57V56H108ZM108 57H106L107 59H108ZM167 57V56H166ZM249 57V56H248ZM254 57V56H253ZM258 57V56H257ZM41 58V57H40ZM102 58V57H101ZM162 58V57H161ZM177 58V57H176ZM260 58V57H259ZM263 58V57H262ZM7 58H5V59H3V60H6ZM42 59V58H41ZM41 59H38V60H41ZM117 59V58H116ZM119 59V58H118ZM119 59V60H120ZM174 59V58H173ZM179 59H181V58H179ZM189 59V58H188ZM233 59V58H232ZM232 59H230V62H231V64L233 63L231 60ZM251 60L250 58H247V60ZM44 60V59H43ZM59 60V59H58ZM61 60V59H60ZM106 60V59H105ZM170 60V59H169ZM175 60V59H174ZM190 60V59H189ZM236 62L233 64L234 66H235V68H241V67H243V65H242V62H241V60L239 59V58H236ZM246 59H245V61H247ZM249 60H248V64H249ZM35 61V60H34ZM37 61V60H36ZM35 61V62H36ZM109 61V60H108ZM181 61H182V59H181ZM4 62H6V61H4ZM31 62V61H30ZM62 62V61H61ZM173 62V61H172ZM250 62H252V60L250 61ZM63 63V62H62ZM110 63V62H109ZM117 63V62H116ZM180 63H182V62H180ZM244 63V62H243ZM245 63H247V62H245ZM261 63V62H260ZM259 63V65H264V64H260ZM262 63H264V62H262ZM27 63H25V65H26ZM31 63H29V65H30ZM43 64V63H42ZM41 64V65H42ZM110 64H112V63H110ZM124 64V63H123ZM122 64V65H123ZM183 64H185V63H183ZM253 64V63H252ZM255 64V63H254ZM33 65V64H32ZM41 65H39V66H41ZM63 65V64H62ZM112 65H114V64H112ZM131 65V66H132ZM182 65V64H181ZM193 65V64H192ZM242 65V66H241ZM251 65V64H250ZM250 65H248V66H250ZM119 66H121V65H119ZM124 66V65H123ZM122 66V67H123ZM130 66V67H131ZM229 66V65H228ZM228 66H227V68H228ZM232 66V65H231ZM230 66V67H231ZM247 66V67H248ZM254 66V65H253ZM30 68H31V66H29ZM41 67H43V66H41ZM125 67V66H124ZM246 67V66H245ZM259 67V66H258ZM264 67V66H263ZM25 68V67H24ZM33 68H35V66H33L31 69H33ZM115 68V67H114ZM120 68V67H119ZM184 68H188L189 69V67H187V65H185L184 66ZM29 69V68H28ZM91 69H93L92 68V66H91ZM125 69V68H124ZM123 69V70H124ZM127 69V68H126ZM133 69V68H132ZM183 69V68H182ZM187 69V70H188ZM230 69V68H229ZM243 69V68H242ZM250 69V68H249ZM256 69V68H255ZM260 69V68H259ZM35 70H33V71H35ZM116 70V69H115ZM133 70H136V69H133ZM234 70V69H233ZM262 70V69H261ZM111 71V70H110ZM114 71V70H113ZM121 71V70H120ZM128 71V70H127ZM157 71V70H156ZM228 71V70H227ZM235 71V70H234ZM245 71H246V68H245ZM262 71H264V70H262ZM124 72V71H123ZM184 72V71H183ZM189 72V71H188ZM190 72H192V70L190 69ZM260 72V71H259ZM115 73H116V71H115ZM127 73H129V71L127 72ZM130 73H132V72H130ZM187 73V72H186ZM227 73H229V72H227ZM231 73V72H230ZM229 73V74H230ZM248 73H249V70H248ZM97 74V73H96ZM95 74V75H96ZM123 73H121V75H122ZM250 74H251V71H250ZM94 75V76H95ZM111 75H112V73H111ZM120 75V76H121ZM127 75V74H126ZM138 75H139V73H138ZM145 75H143V76H145ZM189 75H190V73H189ZM189 75H187V77L189 76ZM232 75V74H231ZM234 75H237V74H234ZM241 75V74H240ZM262 75V74H261ZM113 76H114V74H113ZM116 76V75H115ZM228 76V75H227ZM226 76V77H227ZM242 76V75H241ZM257 76V75H256ZM127 77V76H126ZM134 77V76H133ZM141 77H142V75H141ZM190 77H191V75H190ZM193 77H195V75L193 76ZM230 77V76H229ZM246 77V76H245ZM263 77V76H262ZM95 78H99V76L98 77H96L95 76ZM118 78V77H117ZM146 78V77H145ZM153 78V77H152ZM200 78H201V76H200ZM199 78V79H200ZM103 79H105L104 77H103ZM123 80H124V78H122ZM139 79V78H138ZM141 79V78H140ZM197 79V78H196ZM198 79V80H199ZM229 80H230V78H228ZM236 79V78H235ZM234 79V80H235ZM240 79V78H239ZM244 79V78H243ZM257 79V78H256ZM87 80V79H86ZM89 80V79H88ZM106 80V79H105ZM109 80V79H108ZM119 80V79H118ZM131 80V79H130ZM189 80V79H188ZM245 80H247V79H245ZM258 80V79H257ZM263 80V79H262ZM96 81H97V79H96ZM120 81V80H119ZM118 81V82H119ZM125 81V80H124ZM133 81V80H132ZM131 81V82H132ZM197 81V80H196ZM243 80H241V81H239V82H242ZM251 81V80H250ZM259 81H260V79H259ZM91 82H92V80H91ZM109 82V81H108ZM111 82V81H110ZM113 82V81H112ZM126 82H129V81H126ZM155 82H156V80H155ZM189 82H190V80H189ZM230 82H231V80H230ZM90 83V82H89ZM202 83V82H201ZM229 83V82H228ZM236 83V82H235ZM246 83V82H245ZM257 83V82H256ZM127 84V83H126ZM237 85H238V83H236ZM253 84V83H252ZM255 84V83H254ZM93 85V84H92ZM103 85V84H102ZM125 85V84H124ZM138 85H139V83H138ZM94 86V85H93ZM87 87V88H89V89H91L92 90V88H94V87ZM111 86H112V84H111ZM123 86V85H122ZM156 86V85H155ZM195 86V85H194ZM194 86H193V88H194ZM242 86V85H241ZM196 87V86H195ZM234 87V86H233ZM238 88H239V86H237ZM249 87V86H248ZM123 88H124V86H123ZM197 88V87H196ZM205 88H206V86H205ZM244 87H242L241 89H243ZM257 88V87H256ZM88 89V90H89ZM125 89V88H124ZM220 89V88H219ZM237 89V88H236ZM235 88H234V91L236 90ZM259 89V88H258ZM113 90V89H112ZM196 90V89H195ZM245 90H246V93H248L247 92V90L248 89H246L245 88ZM245 90H244V93H243V90H239L240 92H242L243 93V95L245 94ZM250 90V89H249ZM248 90V91H249ZM260 90V89H259ZM210 91V90H209ZM237 91V90H236ZM251 91V90H250ZM249 91V92H250ZM262 91V90H261ZM263 91H264V89H263ZM262 91V92H263ZM89 92V91H88ZM201 92V91H200ZM227 92V91H226ZM239 92V93H240ZM197 93V92H196ZM234 93V92H233ZM232 93V94H233ZM241 93V94H242ZM255 93V92H254ZM254 93H252V94H254ZM89 94H90V92H89ZM91 94L93 95V93L91 92ZM90 94V95H91ZM203 94H204V91H203ZM220 94V93H219ZM222 94V93H221ZM249 94V93H248ZM257 94V93H256ZM260 94V93H259ZM243 95H240V96H243ZM228 96H230V94H229V92H228ZM245 96V95H244ZM252 96V95H251ZM264 96V95H263ZM69 97V96H68ZM87 97V96H86ZM86 97H84V98H86ZM231 97H233L232 95H231ZM248 97V96H247ZM250 97V96H249ZM260 97H262V96H260ZM251 98V97H250ZM253 98H255V97H253ZM260 99V98H259ZM64 100V99H63ZM87 100V99H86ZM94 100V99H93ZM249 100V99H248ZM221 101H222V99H221ZM226 101V100H225ZM34 102H33V104H34ZM92 102V101H91ZM223 102V101H222ZM259 102H261L260 100L258 101V103ZM262 102H263V100H262ZM261 102V103H262ZM251 103V102H250ZM227 104V103H226ZM260 104V103H259ZM44 105V106H45ZM63 105V104H62ZM233 105H235V104H233ZM250 105V104H249ZM252 105V104H251ZM256 105H257V102H256ZM255 105V106H256ZM151 106V105H150ZM253 106V105H252ZM255 106H254V108H255ZM263 106V105H262ZM32 107V106H31ZM56 107V106H55ZM54 107V108H55ZM97 107V106H96ZM247 107V106H246ZM66 108H67V105H66ZM249 108H251V106L249 107ZM261 108V107H260ZM32 109V108H31ZM62 108H60V110H61ZM99 109V108H98ZM210 109V108H209ZM238 109V108H237ZM242 109V108H241ZM52 110V109H51ZM66 110V109H65ZM100 110V109H99ZM146 110V109H145ZM235 110H236V107H235ZM243 110V109H242ZM245 110V109H244ZM243 110V111H244ZM248 110V109H247ZM255 110V109H254ZM264 110V109H263ZM45 111V110H44ZM56 110H54V112H55ZM212 111H213V109H212ZM237 111V110H236ZM252 111H253V109H252ZM251 111V112H252ZM47 112V111H46ZM57 112V111H56ZM63 112H64V110H63ZM208 112V111H207ZM225 111H223V113H224ZM256 112H259V110H257ZM260 112H261V110H260ZM259 112V113H260ZM48 113V112H47ZM46 113V114H47ZM50 113H52V112H50ZM244 113V112H243ZM250 112L248 111V114H249ZM259 113H257L258 115H259ZM41 114V113H40ZM218 114V113H217ZM247 114V113H246ZM261 115H263V112L262 113H260ZM47 115H49V114H47ZM55 115V114H54ZM231 116H232V114H230ZM254 115V114H253ZM256 115V114H255ZM215 116H216V114H215ZM49 117H50V115H49ZM78 117H79V115H78ZM223 117V116H222ZM228 117V116H227ZM226 117V118H227ZM256 117V116H255ZM262 117V116H261ZM79 118H81V117H79ZM225 118V119H226ZM232 118V117H231ZM252 118V117H251ZM258 118V117H257ZM260 118V117H259ZM50 119H52L51 117H50ZM234 119V118H233ZM255 119V118H254ZM105 120V119H104ZM216 120V119H215ZM227 120V119H226ZM236 120V119H235ZM264 120V119H263ZM47 121V120H46ZM219 121V120H218ZM229 121V120H228ZM237 121V120H236ZM257 122H258V120H256ZM55 122L56 121H54V124H55ZM231 122H233V121H231ZM237 122H239V121H237ZM257 122H255V123H257ZM260 122V121H259ZM45 123V122H44ZM106 123V122H105ZM104 123V124H105ZM228 123V122H227ZM236 123V122H235ZM240 123V122H239ZM53 124V123H52ZM51 124V125H52ZM238 124V123H237ZM242 124H248L249 126H250V128L252 127V124H254L253 123V121H248L247 119H244L243 120V123ZM241 124V126L242 127H244L243 125ZM257 124H259V123H257ZM256 124V125H257ZM48 125V124H47ZM56 125V124H55ZM106 125H107V127H108V129L110 130V131H113L114 132V130L116 131L117 129H118V127H119V124H118V121L117 120H109V122L108 123H106ZM217 125H219V124H217ZM227 125V124H226ZM261 123H260V127H261ZM231 126V125H230ZM235 126V125H234ZM258 126V125H257ZM68 127V126H67ZM106 127V126H105ZM216 127H218V126H216ZM227 127H229L228 125H227ZM236 127V126H235ZM260 127H259V129H260ZM54 128V127H53ZM219 128V127H218ZM254 128H255V125H254ZM257 128V127H256ZM55 129V128H54ZM60 129V128H59ZM58 129V130H59ZM62 129V128H61ZM263 129H264V127H263ZM56 130V129H55ZM54 130V131H55ZM232 130V129H231ZM62 131H63V129H62ZM62 131L60 132L61 134H62ZM264 131V130H263ZM65 132V131H64ZM68 132V131H67ZM222 132V131H221ZM224 132V131H223ZM251 132H252V129H251ZM44 133H46V134H44ZM54 134H55V132H53ZM109 133V132H108ZM230 133V132H229ZM232 133V132H231ZM234 133V132H233ZM259 133V132H258ZM52 134V133H51ZM58 134V133H57ZM223 134V133H222ZM243 134V133H242ZM261 135H263L262 134V132L260 133ZM59 135V134H58ZM105 135H106V133H105ZM218 135H219V133H218ZM227 135V134H226ZM244 135V134H243ZM51 136V135H50ZM55 136V135H54ZM63 136V135H62ZM61 136V137H62ZM70 136V135H69ZM95 136V135H94ZM109 136V135H108ZM107 136V137H108ZM174 136H176V135H174ZM230 136V135H229ZM251 136H252V139L254 140V142H256L255 140H257L259 137L257 136V135H252L251 134ZM60 137V138H61ZM167 137H169V136H167ZM250 137V136H249ZM257 137V138H256ZM222 138H223V136H222ZM86 139V138H85ZM163 139V138H162ZM161 139V140H162ZM169 139V138H168ZM170 139H171V137H170ZM195 139V138H194ZM220 139V138H219ZM230 139V138H229ZM228 138H227V140H229ZM59 140V139H58ZM57 140V141H58ZM165 140V139H164ZM217 140V139H216ZM243 140V139H242ZM247 140V139H246ZM259 140V139H258ZM261 140V139H260ZM84 141V140H83ZM82 141V142H83ZM98 141V140H97ZM174 141V140H173ZM177 141V140H176ZM248 141V140H247ZM58 142H60V141H58ZM85 142V141H84ZM179 142V141H178ZM190 142V141H189ZM193 142V141H192ZM196 142L198 143V144H200V145H204V143H205V141H200V140H196ZM195 142V143H196ZM248 142H250V141H248ZM262 142V141H261ZM22 143H23V145H22ZM31 143V142H30ZM217 143H219V142H217ZM221 143H222V141H221ZM224 143V142H223ZM246 143V142H245ZM257 143V142H256ZM172 144V143H171ZM188 144V143H187ZM191 144V143H190ZM226 144V143H225ZM237 144V143H236ZM242 144V143H241ZM260 144V143H259ZM262 144V143H261ZM30 145V144H29ZM32 145V144H31ZM88 145V144H87ZM177 145V144H176ZM176 145H175V147H176ZM184 145V144H183ZM192 145V144H191ZM197 145V144H196ZM221 145H223V144H221ZM228 145V144H227ZM239 145V144H238ZM91 146V145H90ZM187 146V145H186ZM207 146V145H206ZM242 146V145H241ZM244 146V145H243ZM81 147V146H80ZM92 147V146H91ZM209 147H211V146H209ZM214 147V146H213ZM233 147V146H232ZM262 148H263V146H261ZM23 148V147H22ZM72 148V147H71ZM74 148V147H73ZM72 148V149H73ZM89 148V147H88ZM188 148V147H187ZM194 148V147H193ZM196 148V147H195ZM217 148V147H216ZM215 148V149H216ZM219 148V147H218ZM222 148H224V147H222ZM254 148V147H253ZM20 149V148H19ZM76 149V148H75ZM74 149V150H75ZM214 149V150H215ZM238 149H239V147H238ZM243 149V148H242ZM246 149V148H245ZM40 150V149H39ZM74 150H72V151H74ZM92 150V149H91ZM90 150V151H91ZM95 150V149H94ZM202 150V149H201ZM223 150V149H222ZM228 150V149H227ZM233 149H230V151H232ZM171 151V150H170ZM174 151V150H173ZM194 151V150H193ZM197 151V150H196ZM213 151V150H212ZM218 151H220V150H218ZM225 150H223L222 152H224ZM260 151V150H259ZM20 152V151H19ZM21 152H24V151H22L21 150ZM176 152V151H175ZM198 152V151H197ZM211 152V151H210ZM234 152V151H233ZM238 152V151H237ZM17 153V152H16ZM35 153V152H34ZM70 153V152H69ZM172 153V152H171ZM170 153V154H171ZM201 153V152H200ZM200 153H198V154H200ZM238 153H240V155H241V152H238ZM244 153H246V152H244ZM244 153H242L243 155H245ZM249 153V152H248ZM247 153V154H248ZM260 153V152H259ZM27 154V153H26ZM97 154V153H96ZM233 154V153H232ZM77 155H78V153H77ZM174 155H175V153H174ZM176 155H178L177 154V152H176ZM183 155V154H182ZM203 155V154H202ZM207 155V154H206ZM221 155H222V153H221ZM239 155V154H238ZM239 155V156H240ZM252 155V154H251ZM255 155V154H254ZM259 154H257V156H258ZM261 155V154H260ZM72 156V155H71ZM193 156V155H192ZM204 156V155H203ZM213 156V155H212ZM232 156V155H231ZM235 156L236 155H233V160L235 159ZM256 156V157H257ZM262 156V158L264 159V156H263V154L261 155ZM24 157V156H23ZM35 157H36V155H35ZM177 157V156H176ZM205 157V156H204ZM222 157V156H221ZM220 157V158H221ZM245 157H246V155H245ZM244 157V158H245ZM259 157V156H258ZM25 158V157H24ZM77 158V157H76ZM206 158H208V157H206ZM213 158V157H212ZM216 158H217V156H216ZM242 158V157H241ZM252 158H254L253 156H252ZM27 159H28V157H27ZM80 159H82V158H80ZM79 159V160H80ZM177 159V158H176ZM179 159H180V157H179ZM186 159V158H185ZM194 159V158H193ZM213 159H215V158H213ZM212 159V160H213ZM238 159V158H237ZM246 159V158H245ZM248 159V158H247ZM251 159V158H250ZM10 160V161H9ZM196 160V159H195ZM198 160V159H197ZM196 160V161H197ZM220 160V159H219ZM239 160H240V158H239ZM242 160V159H241ZM173 161H175V158L173 159ZM189 161V160H188ZM191 161H192V159H191ZM194 161V160H193ZM235 161V160H234ZM252 161H254V160H252ZM260 161V160H259ZM176 162V161H175ZM178 162H181V161H178ZM197 162H199V160L197 161ZM214 162V161H213ZM212 162V163H213ZM219 162V161H218ZM242 162H243V160H242ZM241 162V163H242ZM23 163H25V164H23ZM31 163V162H30ZM191 163V162H190ZM211 163V162H210ZM220 163H223V159H222V162H220ZM226 162H224V164H225ZM243 163H245V166H246V160H245V162H243ZM242 163V164H243ZM254 163V162H253ZM252 163V164H253ZM256 163V162H255ZM254 163V164H255ZM19 164V165H20ZM177 164V163H176ZM192 164V167H193V165L195 164V161H194V163L192 162L191 163ZM219 164V163H218ZM228 164V163H227ZM241 164V166L244 168V169H246V171H247V169H249L250 170V167H249V164H247L248 165V167L246 168V167H244L243 165ZM32 165V164H31ZM33 165H34V163H33ZM182 165V164H181ZM181 165H179V164H177V165H174L173 166V168L170 170V172L168 173V174H166V175H163L162 177H161V179L158 181V182H156V183H151L150 185H148L147 187H145V188H140V187H138V186H136L135 184H132V185H130V187H127L128 188V191H129V194H130V196L132 197V198H138L140 201H142V202H144V201H149V200H151L152 199V196L156 193V191H158V190H161L165 195H168L167 193H169L170 192V190L173 188V184H175L174 182L176 181V176H177V174L179 175V172H178V170H180L181 169ZM189 165V164H188ZM187 165V166H188ZM201 165H203V164H201ZM215 165V164H214ZM221 165V164H220ZM226 165V164H225ZM257 165V164H256ZM21 166V167H22ZM169 166V165H168ZM191 166V165H190ZM204 166V165H203ZM218 166V165H217ZM229 166V165H228ZM252 166V165H251ZM20 167V168H21ZM35 167V166H34ZM212 167V166H211ZM214 167H216V165L214 166ZM252 167H254V166H252ZM19 168V169H20ZM44 168V167H43ZM219 168V167H218ZM221 168H222V166H221ZM242 168V169H243ZM256 168V167H255ZM183 169V168H182ZM190 169V168H189ZM194 169H196V168H194ZM216 169H217V167H216ZM224 168H222V170H223ZM230 169V168H229ZM241 169V168H240ZM244 169H243V171H244ZM252 169H254V168H252ZM22 170V169H21ZM31 170V171H30ZM188 170V169H187ZM186 170V171H187ZM248 170V171H249ZM254 170H256V169H254ZM253 170V171H254ZM258 170V169H257ZM256 170V171H257ZM225 171V170H224ZM245 171V172H246ZM253 171H251V172H253ZM212 172H214L215 173V171L213 170ZM218 172V171H217ZM233 172V171H232ZM242 172V171H241ZM228 173H231V170L229 171L228 170V172L226 173V174H228ZM40 174V173H39ZM184 174V173H183ZM188 174V173H187ZM247 175H248V172L246 173ZM251 174V173H250ZM264 174V173H263ZM182 175V174H181ZM38 177H39V175H37ZM188 176V175H187ZM195 176V175H194ZM205 176H207V174L205 175ZM209 176V175H208ZM245 176V175H244ZM249 176H251V175H249ZM37 177V178H38ZM181 177V176H180ZM199 177V176H198ZM209 177H211V176H209ZM209 177H207V181H208V178ZM221 177V176H220ZM228 177V176H227ZM231 177V176H230ZM256 177V176H255ZM263 177H264V175H263ZM193 178V177H192ZM196 178V177H195ZM200 178V177H199ZM252 178V177H251ZM250 178V179H251ZM258 178V177H257ZM39 179V178H38ZM179 179V178H178ZM197 179V178H196ZM212 179V178H211ZM231 179H232V177H231ZM248 179V178H247ZM23 180V179H22ZM181 180V179H180ZM193 180V179H192ZM192 180H191V182H192ZM195 180V179H194ZM199 180V179H198ZM218 180V179H217ZM249 180V179H248ZM261 180V179H260ZM182 181V180H181ZM199 181H201L202 182V180H199ZM210 181V180H209ZM208 181V182H209ZM213 181V180H212ZM227 181V180H226ZM254 181H255V179H254ZM262 181H264L263 179H262ZM31 182V181H30ZM55 182V183H54ZM128 182V181H127ZM194 182V181H193ZM222 182V181H221ZM247 182H250V181H247ZM195 183V182H194ZM227 183V182H226ZM256 183H257V181H256ZM263 183V182H262ZM39 184V183H38ZM182 184V183H181ZM190 184V183H189ZM188 184V185H189ZM199 184H200V182H199ZM199 184H198V186H199ZM209 184H210V182H209ZM212 184H213V182H212ZM215 184V183H214ZM229 184H230V182H229ZM231 184H232V182H231ZM253 184H254V182H253ZM253 184H251L252 186H254ZM173 185V186H172ZM191 185V184H190ZM193 185V184H192ZM191 185V186H192ZM216 185V184H215ZM215 185H213V186H215ZM249 185V184H248ZM248 185H245V186H248ZM256 185V184H255ZM70 188H69V187ZM197 186V185H196ZM209 187L210 186H212L211 184L210 185H208ZM258 186V185H257ZM263 186V185H262ZM32 187V186H31ZM54 187H56L57 188V186H54ZM174 187H176V186H174ZM178 187V186H177ZM181 187H183V185L181 186ZM218 187V186H217ZM219 187H220V185H219ZM218 187V188H219ZM259 187V186H258ZM33 188V187H32ZM38 188V187H37ZM69 188V189H68ZM194 188V187H193ZM197 188H199V187H197ZM204 188V187H203ZM214 188V187H213ZM232 188V187H231ZM51 189V188H50ZM68 189V190H67ZM179 189V188H178ZM195 189H196V187H195ZM201 190H202V188H200ZM221 189V188H220ZM220 189H218V190H220ZM245 189V188H244ZM38 190V189H37ZM43 190V189H42ZM67 190V191H66ZM75 190V189H74ZM174 190H177V189H174ZM200 190V191H201ZM217 190V191H218ZM229 190V189H228ZM239 190V189H238ZM249 190H250V188H249ZM253 190V189H252ZM261 190V189H260ZM260 190H258V192L259 193H261L260 192ZM36 191V190H35ZM50 191V190H49ZM54 191H55V189H54ZM56 191H57V189H56ZM71 191V190H70ZM69 191V192H70ZM181 191V190H180ZM205 191H207V190H205ZM247 191V190H246ZM254 191V190H253ZM256 191V190H255ZM254 191V192H255ZM262 191V190H261ZM32 192H34L33 190H32ZM31 192V193H32ZM40 192V191H39ZM48 192V191H47ZM184 192V191H183ZM186 192V191H185ZM193 192V191H192ZM198 192V191H197ZM203 192V191H202ZM220 192H221V190H220ZM235 192H237V191H235ZM249 192V191H248ZM251 192V191H250ZM253 192V193H254ZM11 193H9L10 195H11ZM36 193V192H35ZM42 193V192H41ZM43 193H45L46 194V192H43ZM43 193H42V195H43ZM52 193V192H51ZM60 193H62V192H59V196L60 197H62L61 196V194ZM162 193V194H163ZM173 194H175L174 192H172ZM195 193V192H194ZM204 193V192H203ZM239 193V192H238ZM256 193V192H255ZM262 193H263V191H262ZM261 193V194H262ZM38 194V193H37ZM45 194H44V196H45ZM53 194H57V193H52V195ZM63 194V193H62ZM172 194V195H173ZM191 194V193H190ZM201 194V193H200ZM206 194H209L208 196L209 197H211L210 196V193H209V191H208V193H206ZM206 194H205V196H206ZM220 194V193H219ZM235 194V193H234ZM241 194H243V192H241ZM245 194V193H244ZM6 195V196H7ZM10 195H8L9 197H10ZM33 195H34V193H33ZM32 195V196H33ZM170 195V194H169ZM183 195V194H182ZM186 195V194H185ZM188 195V194H187ZM187 195H186V197H187ZM193 195V194H192ZM212 195H214L213 193H212ZM236 195V194H235ZM248 195H250V193L248 194ZM247 194H246V197L248 196ZM12 196V195H11ZM31 196V197H32ZM37 196V195H36ZM44 196H41V194H39L38 195V197L40 198V197H42V200H43V197ZM160 196V195H159ZM164 196V195H163ZM175 196V195H174ZM196 196H197V194H196ZM201 196V195H200ZM230 196V195H229ZM238 196H240L239 194H238ZM245 196V195H244ZM243 196V197H244ZM254 196H256V195H254ZM258 196V195H257ZM15 196H13V198H14ZM34 197V196H33ZM32 197V198H33ZM47 197V196H46ZM51 197V196H50ZM63 197V198H64ZM170 197H171V195H170ZM193 197H194V195H193ZM227 197V196H226ZM235 196H232V198H234ZM246 197H244V198H242V196H241V198L242 199H245ZM4 198V197H3ZM8 198V197H7ZM11 199H12V197H10ZM9 198V199H10ZM16 198V197H15ZM22 198V197H21ZM23 198V199H24ZM58 198V197H57ZM125 198V197H124ZM160 198V197H159ZM173 198V197H172ZM192 200L191 198H190V196L189 197H187V200ZM204 198V197H203ZM221 198V197H220ZM228 198V197H227ZM236 198H237V196H236ZM235 198V199H236ZM255 198V197H254ZM256 198H258V197H256ZM5 199H6V197H5ZM4 199V200H5ZM8 199V200H9ZM18 199V198H17ZM22 199V200H23ZM38 199V198H37ZM37 199H36V201L35 202H37L38 203V201H37ZM52 200L50 201V203L51 202H53V198H51ZM131 199V198H130ZM197 199V198H196ZM196 199L194 200V202H196ZM211 199V198H210ZM214 199H217V198H215L214 197ZM252 199H253V196H252ZM252 199H250L251 201H250V204H252ZM262 199V198H261ZM260 199V200H261ZM2 200V198L0 199V201ZM13 200V199H12ZM40 200H41V198H40ZM40 200H39V203H40ZM41 200V201H42ZM174 200V199H173ZM185 200V199H184ZM193 200H192V202H193ZM227 200V199H226ZM230 200H231V198H230ZM232 200H234V199H232ZM241 200V199H240ZM240 200H238V202L240 201ZM255 200V199H254ZM253 200V201H254ZM259 200V199H258ZM154 201V200H153ZM159 201V200H158ZM165 201V200H164ZM172 201V200H171ZM170 201V202H171ZM201 201V200H200ZM205 201V200H204ZM237 201V200H236ZM248 201L249 200H247L246 202L248 203ZM5 202V201H4ZM7 202V201H6ZM12 202V201H11ZM15 202H16V200H15ZM43 202H45V201H43ZM191 202V201H190ZM198 202V201H197ZM213 202V201H212ZM235 202V201H234ZM243 203H245L244 201H242ZM264 202V201H263ZM1 203H3L2 201H1ZM26 203V202H25ZM36 203V204H37ZM49 203V202H48ZM47 203V204H48ZM50 203H49V205H50ZM145 203V202H144ZM149 203V202H148ZM154 203V202H153ZM164 203H166V202H164ZM186 203H189L188 201L186 202ZM199 203V205H200V202H198ZM214 203V202H213ZM237 203V202H236ZM241 203V201L239 202V204ZM257 203H258V201H257ZM8 204H10V203H8ZM13 204V203H12ZM12 204H10L11 206H14V205H12ZM35 204V205H36ZM133 204V203H132ZM136 204V203H135ZM150 204V203H149ZM148 204V205H149ZM169 204H171V203H169ZM193 204V203H192ZM201 204H202V202H201ZM211 204V203H210ZM229 204H231V203H229ZM249 204V203H248ZM248 204H246V205H248ZM254 204H256V203H253V205ZM264 204V203H263ZM10 205H8L9 206V208H10ZM44 205V204H43ZM141 205V204H140ZM161 205V204H160ZM189 205V204H188ZM194 205H196V204H194ZM198 204L196 205V206H199ZM203 205V204H202ZM202 205H201V207H202ZM231 205H235V204H231ZM259 205H261V204H259ZM0 206H1V204H0ZM7 206V207H8ZM38 206V205H37ZM119 206V205H118ZM121 206V205H120ZM133 206H134V204H133ZM143 206V205H142ZM155 206V205H154ZM159 206V205H158ZM158 206L156 207V209H158ZM171 206V205H170ZM174 206V205H173ZM195 206V207H196ZM213 206V205H212ZM223 206V205H222ZM244 206V205H243ZM249 206V205H248ZM256 206V205H255ZM258 206V205H257ZM256 206V207H257ZM264 206V205H263ZM3 207V206H2ZM2 207H0V209L2 208ZM4 207H5V204H4ZM4 207H3V209H4ZM20 207V206H19ZM26 207V206H25ZM29 207H31V206H29ZM36 207V206H35ZM39 207H40V205H39ZM53 207V206H52ZM122 207V206H121ZM124 207V206H123ZM139 207V206H138ZM180 207H182V206H180ZM179 207V208H180ZM189 207V206H188ZM191 207V206H190ZM225 207H226V204H225ZM240 207V206H239ZM251 207V206H250ZM262 207V206H261ZM6 208V207H5ZM15 208H17V207H15ZM44 208V207H43ZM42 208V209H43ZM131 208V207H130ZM172 208V207H171ZM170 208V209H171ZM193 208V207H192ZM230 208V207H229ZM7 209V208H6ZM19 209V208H18ZM29 208H27V210H28ZM46 209V208H45ZM141 210H142V208H140ZM143 209H144V206H143ZM178 209V208H177ZM182 209V208H181ZM196 210V208H193V210ZM198 209V208H197ZM200 209V208H199ZM202 209V208H201ZM213 209V208H212ZM216 209H218V208H216ZM231 209V208H230ZM240 209V208H239ZM241 209H243L244 210V208H241ZM245 209H248V208H245ZM8 210V209H7ZM36 210V209H35ZM129 210V209H128ZM136 210V209H135ZM134 210V211H135ZM149 211H151L150 209H148ZM147 210V211H148ZM161 210V209H160ZM183 210H186V214L188 213V211H187V209H184L183 208ZM204 210H206L205 208L203 209V211ZM222 210V209H221ZM233 210H235L234 208H233ZM238 210V209H237ZM250 210V209H249ZM253 210V209H252ZM257 210V208H255V211ZM259 210V209H258ZM262 210V209H261ZM261 210H260V212H261ZM263 210H264V208H263ZM1 211V210H0ZM21 211V210H20ZM29 211H31V210H29ZM28 211V212H29ZM44 211H47V210H44ZM127 211V210H126ZM131 211H132V209H131ZM143 211V210H142ZM141 211V213H143ZM146 211V212H147ZM156 211H158V210H156ZM161 211H163V210H161ZM168 211H170V210H168ZM177 211V210H176ZM189 211H191L192 212V210H189ZM202 211V210H201ZM200 211V212H201ZM230 211V210H229ZM228 211V212H229ZM240 211V210H239ZM242 211V210H241ZM246 211V210H245ZM5 213L6 211L4 210H2V212L1 213ZM23 212H25L26 213V211L24 210ZM23 212H21L22 214H23ZM145 212V211H144ZM145 212V213H146ZM172 212V211H171ZM182 212V211H181ZM207 212V211H206ZM211 212V211H210ZM218 212H221V211H218ZM217 212V213H218ZM223 212V211H222ZM225 212V211H224ZM223 212V213H224ZM234 212H236V210L234 211ZM244 212V211H243ZM259 212V211H258ZM258 212H256V214L258 213ZM259 212V213H260ZM263 212V211H262ZM3 213V214H4ZM130 213H132V212H130ZM129 213V214H130ZM134 213V212H133ZM132 213V214H133ZM135 213H137V212H135ZM151 213V212H150ZM194 213H196V212H194ZM193 213V214H194ZM204 213V212H203ZM229 213H231V212H229ZM241 213V212H240ZM240 213H238V214H240ZM246 213V212H245ZM251 213V212H250ZM2 214V215H3ZM13 214H15V213H13ZM54 214V213H53ZM127 214V213H126ZM147 214V213H146ZM161 214V213H160ZM173 214V213H172ZM181 214V213H180ZM189 214V213H188ZM191 214V213H190ZM197 214V213H196ZM198 214H199V212H198ZM197 214V215H198ZM237 214V215H238ZM247 214V213H246ZM262 214V213H261ZM1 215V214H0ZM23 215H25V214H23ZM27 215V217H28V213L26 214ZM26 215H25V217H26ZM57 215V216H58ZM134 215V214H133ZM133 215H132V217H133ZM157 215V214H156ZM167 215H169V214H167ZM196 215V216H197ZM201 215V214H200ZM226 215H227V213H226ZM243 215V214H242ZM249 215V214H248ZM258 215V214H257ZM263 216H264V213L262 214ZM4 216V215H3ZM2 216V217H3ZM20 216V215H19ZM127 216V215H126ZM144 216V215H143ZM150 216V215H149ZM148 216V217H149ZM153 216H154V213H153ZM164 216V215H163ZM175 215H173V217H174ZM192 216V215H191ZM199 216V215H198ZM205 218H203V224H204V226L206 225V222L207 223H209V221H211V220H209V218L210 217H215V220L216 221H218L220 218H222V214H216V215H212V216H210L208 213H205V215H203ZM228 217L229 216H233V217H235L233 214H231V215H227ZM250 217L252 216V214H250L249 215ZM13 217V216H12ZM16 217V216H15ZM22 217V216H21ZM140 217V216H139ZM148 217H146V218H148ZM151 217V216H150ZM157 217V216H156ZM182 217V216H181ZM239 217V216H238ZM241 217V216H240ZM239 217V218H240ZM246 217V216H245ZM245 217H243V218H245ZM249 217V218H250ZM1 218V217H0ZM4 218V217H3ZM19 218V217H18ZM41 219L40 220H42V221H47V219L46 218H44V217H40ZM53 218V217H52ZM145 218V217H144ZM161 218V217H160ZM199 218H200V216H199ZM253 218V217H252ZM258 218H260V217H258ZM23 219H24V217H23ZM150 219V218H149ZM154 219V218H153ZM170 219H171V216H170ZM174 219V218H173ZM177 219V218H176ZM193 219V218H192ZM191 219V220H192ZM214 219V218H213ZM224 219V218H223ZM235 219V218H234ZM237 219V218H236ZM235 219V220H236ZM255 219V218H254ZM9 220H11V218L9 219ZM20 220V219H19ZM26 220V219H25ZM140 220V219H139ZM156 220H158V219H156ZM162 220V219H161ZM169 220V219H168ZM182 220V219H181ZM227 220H228V218H227ZM231 220H233V219H230V221ZM239 220V219H238ZM243 220V219H242ZM241 220V218H240V221L239 222H241L242 221ZM246 220V218L244 219V223L246 224L247 222L246 221H248V218H247V220ZM250 220V219H249ZM256 220V219H255ZM255 220H254V222H255ZM258 220V219H257ZM18 221V220H17ZM130 221V220H129ZM143 221V220H142ZM160 220H158V222H159ZM170 221V220H169ZM183 221H184V219H183ZM182 221V222H183ZM195 221H197V220H195ZM194 221V222H195ZM224 222H225V220H223ZM251 221H253L252 219H251ZM1 222V221H0ZM20 222V221H19ZM22 222V221H21ZM26 222V221H25ZM140 222V221H139ZM147 222V221H146ZM155 222V221H154ZM153 222V223H154ZM163 222V221H162ZM170 222H173V221H170ZM179 222V221H178ZM193 222V223H194ZM200 222H202V221H200ZM220 222H222V220L220 221ZM27 223H28V220H27ZM51 223H53V224H55L53 221L51 222ZM143 223H144V221H143ZM161 223V222H160ZM174 223V222H173ZM189 223V222H188ZM196 223V222H195ZM211 223V222H210ZM209 223V224H210ZM228 223V222H227ZM230 223V222H229ZM4 224H5V222H4ZM7 224V223H6ZM5 224V225H6ZM61 224V223H60ZM142 224V223H141ZM144 224H146V223H144ZM143 224V225H144ZM162 224H166L165 222H163ZM186 224V223H185ZM198 224V223H197ZM212 224H214V223H211L210 224V226L212 227ZM217 224V223H216ZM224 224V223H223ZM222 224V225H223ZM234 224V223H233ZM239 224V226H242V225H240V223H238ZM18 225H20V224H18ZM26 225V224H25ZM32 226L34 229H36L37 231H38V233L40 234V237L44 240V242H46V246H47V250H43V249H41L40 248V246L34 241V240H32L31 238H32V236H33V234L31 233V232H28V231H25V230H23L22 232H21V236H22V239H23V241L25 242V241H27L29 244L28 245H30V247H31V249H32V251L33 252H31L30 251V253H33L34 254V260L33 261H35L37 264H57V262H58V260L60 259V258H63L64 260H67V261H70V262H72L73 264H87L86 262H85V260L83 259V258H81L80 257V255H79V253H80V251L77 249V248H70V247H66V246H61V245H59V244H57V243H53L52 245H50V241H51V239L53 238V236H54V233H55V231L53 230V229H51L50 227H48L47 225H35V224H31V223H29L28 225H27V228H28V226ZM133 225V224H132ZM149 225V224H148ZM151 223H150V227H151ZM157 224H155V225H152V226H156ZM218 225H221V224H218ZM225 225H227L228 226V224H225ZM225 225H223V226H225ZM232 225V224H231ZM236 225V224H235ZM235 225L233 226V227H235ZM8 226V225H7ZM15 226V225H14ZM142 226V225H141ZM158 226H161V228H165V229H167L165 226L163 227L162 225H157V227ZM168 226V225H167ZM177 226V225H176ZM180 226V225H179ZM196 226V225H195ZM203 226V225H202ZM226 226V227H227ZM1 227H3L2 225H1ZM6 227V226H5ZM4 227V228H5ZM16 227H17V225H16ZM140 227V226H139ZM146 226L144 225V228H145ZM170 227V226H169ZM181 227V226H180ZM180 227H178L179 228V230H180ZM185 227V226H184ZM200 227V226H199ZM206 227L208 228V226L206 225ZM205 227V228H206ZM214 227H216L217 229H218V227L216 226V225H213V227L212 228H214ZM220 227H222V226H220ZM229 227V226H228ZM231 227V226H230ZM237 227V226H236ZM250 227V226H249ZM251 227H253V226H251ZM7 228V227H6ZM20 228V227H19ZM61 228H62V226H61ZM132 228H134L133 226H132ZM141 228V227H140ZM147 228V227H146ZM149 228V227H148ZM152 228V227H151ZM182 228V227H181ZM186 229H187V227H185ZM202 228V227H201ZM204 228V230L206 231V229ZM212 228H211V230H212ZM223 228V227H222ZM244 228V227H243ZM2 229V228H1ZM94 231H96V233H98V237H99V240H98V243L96 244V246H93L92 248H89V249H87L84 253L87 255V256H91V253H92V251H93V249H95V247H99V248H101V249H103V248H105L106 246H107V244L109 245H112L113 247L116 245V246H119V245H117L119 242H121V241H119V239H118V237L116 238V237H113V230L112 229H110L108 226H106V225H102V222H96V224H95V226H94ZM153 229V228H152ZM184 229V228H183ZM182 229V230H183ZM195 229V231L196 232H198L199 230H197L198 228L197 227H194L192 230H194ZM215 229V228H214ZM216 229V230H217ZM227 229V228H226ZM231 229H234V228H232L231 227ZM236 229H238V228H236ZM245 229H246V227H245ZM252 228H250V230H251ZM253 229H254V227H253ZM143 229L141 228V231H142ZM147 230V229H146ZM159 230V229H158ZM162 230V229H161ZM169 229H167V231H168ZM188 230V229H187ZM189 230H191V228L189 227ZM188 230V231H189ZM223 230H225V229H223ZM229 230V229H228ZM227 230V231H228ZM240 230H241V227H240ZM244 230V229H243ZM247 230V229H246ZM254 230H256V229H254ZM61 231V230H60ZM134 231V230H133ZM145 231V230H144ZM170 231V230H169ZM174 231V230H173ZM181 231V230H180ZM185 231V230H184ZM188 231L186 232V233H188ZM201 231H203V229L201 230ZM213 231V230H212ZM220 231V230H219ZM238 231H239V229H238ZM264 231V230H263ZM5 232V231H4ZM146 232H148V231H146ZM152 232V231H151ZM155 232V231H154ZM171 232V231H170ZM210 232V231H209ZM214 232H215V230H214ZM213 232V233H214ZM241 232H242V230H241ZM245 232H249V231H245ZM260 232V231H259ZM7 233V232H6ZM113 233V234H112ZM133 233V232H132ZM161 233L164 235V233H166V232H164L163 233V231H161ZM161 233H158V234H161ZM169 233V232H168ZM174 233V232H173ZM191 233V232H190ZM201 233H203V232H201ZM206 233V232H205ZM217 233L219 234V232L217 231ZM222 233V232H221ZM225 233V232H224ZM250 233V232H249ZM264 233V232H263ZM116 234V233H115ZM157 234V233H156ZM172 234V233H171ZM178 234H180V233H178ZM194 234V233H193ZM231 234H233V233H230V235ZM234 234H237V231H236V233H234ZM240 234H242V233H240ZM257 234H258V231H257ZM0 235H1V232H0ZM3 235V234H2ZM57 235V234H56ZM148 237H149V241H150V234L148 233V234H146ZM154 235V234H153ZM174 235V234H173ZM177 235V234H176ZM187 235H189V233L187 234ZM209 235H212L211 233L209 234ZM209 235H208V237H209ZM220 235V234H219ZM218 235V236H219ZM247 235V234H246ZM254 235H256V234H254ZM6 236V235H5ZM114 236H116V235H114ZM138 235H136V237H137ZM180 236L182 237V234H180ZM191 236V235H190ZM198 239L200 238V237H198V236H201V235H198V233H196V235H195ZM202 236H204L203 234H202ZM222 236L224 237L225 235H223L222 234ZM251 236V238H252V234L250 235ZM1 237H4V236H1ZM145 237V236H144ZM158 237V235L155 237V238H157ZM191 237H193V236H191ZM214 237V236H213ZM220 237V236H219ZM244 237V236H243ZM262 237V236H261ZM261 237L259 238L260 239V241L259 242H261ZM5 238V237H4ZM138 238L139 239H141L142 237H139L138 236ZM138 238L136 239V240H138ZM154 238V237H153ZM171 237L169 236V239H170ZM195 238V237H194ZM197 238L196 239H190L189 238V240H186V241H191V242H195V240L197 241ZM211 237H209V240H208V238L206 239V237L205 238H202L200 241H205V242H209L211 239H210ZM6 239V238H5ZM128 239V238H127ZM126 239V244H127V246H130L131 245V243H130V245H128V243H127V241H129V239L127 240ZM144 239V238H143ZM159 240H160V238H158ZM175 239V238H174ZM187 239V238H186ZM238 239H239V237H237V236H235V237H233V238H222V239H217V235H216V238L214 237V238H212V242L214 243V245H216L215 243H220V245H224V244H231V243H233L234 245H235V243L237 244V242H238ZM241 239V238H240ZM248 239V238H247ZM258 239V238H257ZM132 240V239H131ZM134 240V239H133ZM151 240H152V238H151ZM158 240V241H159ZM166 240V239H165ZM170 240H172L173 241V238L172 239H170ZM183 240V239H182ZM181 240V241H182ZM185 240V239H184ZM198 240V241H199ZM242 240H243V238H242ZM245 240V239H244ZM252 240H253V238H252ZM119 241V242H118ZM139 241H141V240H139ZM153 241H156V240H153ZM163 241V240H162ZM176 241V240H175ZM240 241V240H239ZM123 242H125V241H123ZM123 242H121V243H123ZM152 242V241H151ZM164 242V241H163ZM241 242V241H240ZM253 242V241H252ZM256 242V241H255ZM264 242V241H263ZM12 243H18L17 241H16V239L14 240V242H11V240H10V238H8L7 239V244H6V246H8V248L9 249H11L12 248V246H11V244ZM135 243V242H134ZM147 243V242H146ZM153 243V242H152ZM156 243H158V242H156ZM172 243V242H171ZM171 243H169V244H171ZM180 243V242H179ZM182 243V242H181ZM187 243V242H186ZM197 243V242H196ZM199 243V242H198ZM201 243V242H200ZM209 243H211V242H209ZM209 243H207V245L209 244ZM212 243V244H213ZM239 243V242H238ZM242 243V242H241ZM120 244V243H119ZM124 244V243H123ZM136 244V243H135ZM155 244V243H154ZM164 246L166 245L165 243H162ZM175 244V243H174ZM174 244H173V246H174ZM178 242L176 243V247H178ZM189 244V243H188ZM201 244H203V243H201ZM206 244V243H205ZM204 244V245H205ZM240 244V243H239ZM253 244V243H252ZM256 244V243H255ZM122 245V244H121ZM143 245V244H142ZM148 245H149V243H148ZM152 245V244H151ZM161 245V244H160ZM162 245V246H163ZM181 245V244H180ZM195 245V244H194ZM207 245H206V247H207ZM248 245V244H247ZM138 246H139V243H138ZM146 246V245H145ZM154 247H155V245H153ZM162 246L159 248V249H161L162 248ZM172 245H168V247H171ZM172 246V247H173ZM182 246V245H181ZM184 246H186L185 244H184ZM188 246V245H187ZM197 246V245H196ZM196 246H194L195 248H196ZM203 246V245H202ZM225 246V245H224ZM236 246V245H235ZM238 247H240L239 245H237ZM242 246V245H241ZM244 246V245H243ZM121 247V246H120ZM151 247V246H150ZM167 246L165 247V249L166 248H168ZM176 247L174 246L172 249H176ZM189 247H191V246H189ZM188 247V248H189ZM210 247V246H209ZM208 247V248H209ZM214 247V246H213ZM216 247V246H215ZM219 247H221V246H219ZM223 247V246H222ZM229 247V246H228ZM250 247H252V246H250ZM249 247V248H250ZM254 247V246H253ZM252 247V248H253ZM256 247V246H255ZM118 247H116V249H117ZM127 249H128V247H126ZM125 248V249H126ZM145 248V247H144ZM156 248H158V244H156V247H155V249ZM192 248V247H191ZM195 248H193V249H195ZM203 248V247H202ZM205 248V247H204ZM203 248V249H204ZM207 248V249H208ZM211 248V247H210ZM209 248V249H210ZM233 248V247H232ZM237 248V247H236ZM240 248H242V247H240ZM240 248H238V251H239V249ZM248 248V247H247ZM122 249V248H121ZM124 249V248H123ZM125 249H124V251H125ZM126 249V250H127ZM133 249V248H132ZM142 249V248H141ZM153 249L154 248H150V250H152L153 251ZM154 249V250H155ZM172 249H170L171 251H172ZM193 249H191V250H193ZM197 249V248H196ZM219 249V248H218ZM228 249H230V248H228ZM244 249H246V247H244ZM254 249H256V248H254ZM253 249V250H254ZM111 250H112V248H111ZM138 250V249H137ZM202 250V249H201ZM205 250V249H204ZM213 250V249H212ZM217 250V249H216ZM222 250V249H221ZM225 250V249H224ZM252 250V249H251ZM121 251V250H120ZM123 251V250H122ZM134 251H135V248H134ZM141 251V250H140ZM162 251H164V247L162 248ZM168 251H169V248L167 249V253H168ZM174 251V250H173ZM186 251H187V249H186ZM185 250H183L182 252H186ZM197 251H198V249H197ZM214 251V250H213ZM217 251H219V250H217ZM228 251V250H227ZM238 251H237V253H238ZM250 250H248L247 249V252H249ZM3 252H5V250H3ZM129 252V250H127V252H126V254ZM133 252V251H132ZM131 252V253H132ZM136 252H138V251H136ZM159 251L157 250V252H155V253H153V255L155 254L156 255V253H158ZM188 252H190L189 250L187 251V253H185V255L186 254H188ZM195 252V251H194ZM209 252H211V250L209 251ZM222 252H223V250H222ZM230 252V251H229ZM239 252H241V251H239ZM264 252V251H263ZM263 252H261V254L263 253ZM110 253H111V257H113L114 259H115V261H120V259H121V257L120 256H122L123 254L121 253V252H118V250L116 251V252H114V251H110ZM110 253H109V255H110ZM119 253H121V255L119 256ZM159 253H161V252H159ZM158 253V254H159ZM171 253V252H170ZM191 254H192V252H190ZM189 253V254H190ZM198 253H200V252H198ZM205 253H208V252H205ZM205 253H203V254H205ZM214 253V252H213ZM216 253V252H215ZM219 253L220 252H218V255H217V253L215 254V255H213V256H215L216 258H218L219 257ZM227 253V252H226ZM246 253V252H245ZM245 253H243V251L241 252V254H245ZM129 254V253H128ZM133 254H134V252H133ZM137 254H140V253H137ZM142 254H143V252H142ZM148 254H150V253H148ZM187 255V256H189L190 257V255ZM202 251H201V254H199V255H201V257L202 258H204L202 255ZM222 255H223V253H221ZM224 254H225V252H224ZM231 254V253H230ZM233 254L234 253H232V256H233ZM248 254V253H247ZM246 254V255H247ZM255 254V253H254ZM260 254V255H261ZM11 254H9L8 255V257L10 256ZM125 255V254H124ZM144 255V254H143ZM152 255V254H151ZM150 255V257L152 258V256ZM166 255V254H165ZM169 255V254H168ZM175 255V254H174ZM193 255V254H192ZM192 255H191V257H192ZM208 255V254H207ZM217 255V256H216ZM227 255H228V253H227ZM256 255V254H255ZM263 255V254H262ZM128 257L130 256V255H127ZM157 256V255H156ZM160 256V255H159ZM162 256H164V255H162ZM171 256V255H170ZM173 256V255H172ZM176 256H178V255H176ZM180 256H181V254H180ZM179 256V257H180ZM210 255H208L207 257H209ZM221 256V255H220ZM225 256H226V254H225ZM229 256V255H228ZM236 256V255H235ZM239 256V255H238ZM258 256H259V253H258ZM127 257V258H128ZM143 257H145V255L143 256ZM158 257V256H157ZM182 257H183V255H182ZM188 257V258H189ZM195 257V256H194ZM194 257H192V258H194ZM199 257V256H198ZM197 257V258H198ZM222 257V256H221ZM230 257V256H229ZM234 257V256H233ZM255 257V256H254ZM126 258V259H127ZM130 258V257H129ZM131 258L133 259V257H132V255H131ZM140 258H142V257H140ZM165 258H168L167 256L165 257ZM164 258V259H165ZM169 258H171V257H169ZM181 258V257H180ZM179 258V259H180ZM183 258H185V257H183ZM192 258H190L191 260H192ZM196 258V259H197ZM201 258V259H202ZM223 258L225 259V257L223 256ZM223 258H220V261L222 262V263H227L228 262V260L230 261L231 259L229 258H226V261L224 262V259ZM242 258V257H241ZM257 258V257H256ZM139 258H137V260H138ZM143 259H146V258H143ZM148 259H149V256H148ZM157 259V258H156ZM159 259V258H158ZM162 259H163V257H162ZM173 259H174V257H173ZM172 259V260H173ZM182 259V258H181ZM180 259V260H181ZM195 259V258H194ZM205 259V258H204ZM207 259V258H206ZM205 259V260H206ZM243 259V258H242ZM245 259V258H244ZM247 259V258H246ZM254 260H255V258H253ZM253 259H252V263H253ZM258 259V258H257ZM122 260H123V258H122ZM140 260V259H139ZM154 260V259H153ZM168 260V259H167ZM171 260V259H170ZM169 260V261H170ZM184 260L185 259H183V262H184ZM188 260V259H187ZM199 260V259H198ZM205 260H201V261H205ZM208 261H210L211 260V258H208L207 259ZM213 260V259H212ZM218 260H219V258H218ZM236 260H237V258H236ZM126 260H125V258H124V261L123 262H125ZM134 261V260H133ZM145 262H147L146 260H144ZM149 261V260H148ZM208 261H206L207 263H208ZM214 262H216L215 260H213ZM213 261H211V263L210 264H212V262ZM242 261V260H241ZM249 261H250V259H249ZM0 262H1V259H0ZM95 264H103V262H104V260L103 259H96L95 260ZM122 262V261H121ZM129 263H130V261H128ZM131 262H132V260H131ZM157 262V261H156ZM159 262H160V260H159ZM172 262V261H171ZM173 262H174V260H173ZM172 262V263H173ZM176 262V261H175ZM181 262V261H180ZM200 261H198V263H199ZM206 262H204L205 264H206ZM233 261H231V263H232ZM234 262H235V260H234ZM243 262V261H242ZM256 262H258V260L256 261ZM256 262H254V263H256ZM137 263V262H136ZM143 263V262H142ZM163 263V262H162ZM165 264H166V262H164ZM169 263V262H168ZM176 263H178V262H176ZM182 263V262H181ZM190 263V262H189ZM188 263V264H189ZM201 263H203V262H201ZM217 263V262H216ZM229 264H231L230 262H228ZM244 263V262H243ZM253 263V264H254ZM125 264V263H124ZM133 264H135V262L133 263ZM147 264H149V263H147ZM169 264H171V263H169ZM187 264V263H186ZM209 264V263H208ZM219 264V263H218ZM233 264V263H232ZM235 264H237V263H235ZM242 264V263H241ZM249 264H251L250 262H249ZM256 264H259V263H256ZM263 264V263H262Z\"/></svg>", "mask_w": 264, "mask_h": 264}]
</instances>
